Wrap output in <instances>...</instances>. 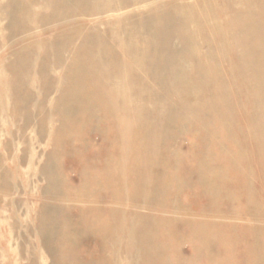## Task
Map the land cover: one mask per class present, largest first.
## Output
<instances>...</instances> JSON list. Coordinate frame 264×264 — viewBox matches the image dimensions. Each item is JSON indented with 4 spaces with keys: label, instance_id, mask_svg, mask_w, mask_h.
Returning a JSON list of instances; mask_svg holds the SVG:
<instances>
[{
    "label": "rangeland",
    "instance_id": "rangeland-1",
    "mask_svg": "<svg viewBox=\"0 0 264 264\" xmlns=\"http://www.w3.org/2000/svg\"><path fill=\"white\" fill-rule=\"evenodd\" d=\"M8 1L9 0H0V12H1L0 18L2 17L0 19V62H1L0 63V163L2 159V166L0 164L1 166L0 167V171H1L0 172V264H54V263L70 264V262L71 264H74L75 262L76 263L79 262L80 264H94V263L98 264L100 263V261H102L101 264H105V263L109 264L110 262H111L110 264H126V263L127 264H172V261L174 262L173 264H175V262L176 264H227V262L230 261L229 258L234 259L236 261V264H247L248 262H251L252 264H264V258L259 256V255H264V233L256 234L254 237L255 246L251 247L250 245L249 247L248 257L252 258V255L257 256V258H254L253 261L248 257L241 256V253L243 252L242 245L244 246L245 243L250 242L248 236L243 235V238L236 239V241L230 240L234 237L235 233H238V231L235 228H240V226H248L250 228L256 227V229L264 230V218H263L264 212L260 214L261 216L260 215L259 217L257 216L258 218L254 217L255 215H252L253 210L255 209L259 210L262 204H264V197L262 196L263 195L262 188L264 186V170L261 167L263 161L261 160V157H259L258 153H256L255 151L252 152L250 158H248L249 159L248 162L251 164L243 169L238 166L226 165L227 162H222L225 160H220V159L216 160V158H214L215 153L220 152L222 153L221 155H223L225 154V151H227L229 148L242 147V149L244 148L248 151V148L253 146V141L251 140L247 141L244 138L245 137L244 134H246V129L244 127L245 124L248 125L249 127L248 132H250L253 137L255 135H258L259 141L264 140V135H263L264 112L262 113L260 111L261 104L264 103V31L262 30V27L259 23L260 20L264 22V0H161V1L159 0L160 2L158 0H113V2L112 0H78L79 4L77 3V0H67V1L49 0L50 2L48 0H43V1L36 0V2L35 0H30L32 4L31 2H29V0H27L28 1L27 3L26 0H10L9 2ZM69 3L70 4L73 3L71 4L72 6ZM32 5H34L35 7ZM96 7L97 9L99 8L100 10L99 9L97 10ZM55 9L58 10L57 11L58 13L55 12L56 11ZM3 10H5V12ZM18 10L20 12H18ZM16 17H18V19ZM35 19H37L38 21H36ZM15 21L17 22V24L15 23ZM29 23L31 26L29 25ZM47 23L50 24L47 25ZM13 24L18 25V27L14 26ZM143 25H145L144 26L145 29L143 28ZM136 27L139 29H137ZM19 29H21L22 31ZM138 31L141 33H139ZM106 36L109 39H107ZM234 39L236 41H233ZM68 40H70L72 46L70 45ZM85 42L87 43L86 45L84 44ZM99 42L101 43L99 44ZM115 44L118 46H116ZM85 46L87 48H85ZM141 46L142 47L144 46V49ZM55 47H58L59 50L55 51L57 49V48L55 49ZM84 48L86 49V51H84L85 50ZM74 49L75 51L77 50V52L73 51ZM30 50L34 54H32ZM82 50L85 53H83ZM43 51L47 53V55L43 54ZM58 51H60L59 53L61 54H59V57H56L57 56L56 53L58 54ZM81 52L84 54V56L83 54H81ZM7 53L11 55L9 56ZM93 53H95V55ZM153 53L156 54L153 55ZM91 54H93L95 58ZM79 55H81L83 59ZM87 55L89 57H87ZM84 57L86 58V60ZM56 59L59 60L58 61L59 63L56 61ZM100 59L104 61L102 62ZM83 60L84 62H82ZM62 61L64 63H62ZM73 61H74V65H73ZM48 63H51L49 64L50 66L48 65ZM69 63L72 65H70ZM81 64L82 65L85 64L86 66H88L89 69L86 68L85 65H84L85 67L81 66ZM91 65H93V67ZM72 66L74 67L72 68ZM103 66L104 68H102ZM96 68H97L96 70L97 72H95ZM67 70L68 71L71 70L72 72L71 71L68 72ZM73 70L74 72L77 71L78 73L77 72L73 73ZM89 70L91 73L89 72ZM109 70L110 72L107 73L106 71ZM169 71L172 73H170ZM70 72L73 74H70ZM46 73H48V76ZM93 73L96 76V78L95 76H93ZM63 74L64 75L68 74V75L64 76ZM74 74L76 75L79 74L78 76L80 78V82L78 81L79 78H74V77H78ZM80 74L81 75L86 74L83 75L84 79L81 76L83 80L81 79ZM32 75L33 77H31ZM106 75L107 76L110 75V77L108 76L109 80ZM101 76H103V78ZM29 77L31 78V80ZM66 77L68 78L69 81L67 80ZM111 77L112 79H110ZM62 78L64 79V81ZM51 79L52 82L50 81ZM103 79H105V81ZM77 81L78 83H75ZM54 82H56L57 84ZM44 83L46 84L43 85ZM51 83H53L52 84L53 86L51 85ZM94 83L95 86L99 85L97 87L98 90L96 87H94L93 85ZM47 84L49 85L47 86ZM63 84L66 87H64ZM86 85L88 88L86 87ZM71 86L74 89H72ZM104 86H106V88ZM99 87L101 88V90ZM41 88H44L42 89L43 91H41ZM86 88L88 90H86ZM196 89H198L199 91H197ZM46 90H48L47 92L51 94L53 91L54 94L52 95L48 94ZM61 90L63 91L61 92ZM67 90L69 91L71 90L73 93ZM104 90L107 91L108 94H106ZM78 91H80V93ZM64 92L66 93V96H64L65 95ZM167 92H169V95ZM10 94L12 97L10 96ZM92 94L96 96L95 98V102L97 101L96 103L94 102V100L93 101L90 100L93 97ZM21 95L24 98H22ZM68 95L69 96L71 95L74 98L76 97L74 100L77 101L72 102L74 100L71 98V96L69 98ZM58 96L60 97L61 100L59 99V101H56L58 99L57 98ZM64 97H66L67 99ZM81 99L84 105L81 103ZM161 99L164 101H162ZM62 100L64 103L62 102ZM88 100L89 103L91 101H92L91 103L94 102L93 106H95L94 108L98 110L90 109V104L89 105L86 104L88 103ZM99 100L101 102L100 104H103V106L99 104ZM111 100H113V103L110 105ZM67 102L68 104H66V106L63 105ZM70 102H72L73 105H71L72 103ZM115 102L116 103L118 102L117 105L115 104ZM56 104L59 107L55 106ZM39 105L41 108L39 107ZM81 105L85 107H81ZM72 106L73 108L75 107L73 110L71 109ZM93 106L91 108H93ZM104 106H106L107 109L104 108ZM34 107L37 108L34 109ZM64 107L66 108L68 107L67 109L65 108V110H63L66 112V114H64V112L62 111V108ZM78 107L79 108L81 107L82 109L81 108L79 109ZM40 109H42V111ZM54 109H56L57 111H55ZM88 109L91 110L90 113H88L89 111ZM96 111L100 113H97L96 115ZM61 112H63L64 115L63 114L61 115ZM74 112L77 115H74L75 114ZM58 113L60 114V116ZM116 113H117L116 116L113 115ZM125 113L126 114L129 113V115L127 116ZM53 114L56 116L58 115L59 117L58 116L56 117ZM69 114H71L72 117ZM66 115L67 118L65 119L64 116ZM105 115L106 116L108 115L107 116L108 118H106ZM118 115L120 116V118L117 117ZM34 116L36 118L37 117L39 118L36 119ZM92 116L94 117V119H92L93 118ZM112 116H114L115 118ZM70 117L71 120L69 121ZM73 117H75L76 119L74 118L75 119L74 120ZM87 117H89L88 119L89 120L91 119V121L87 120ZM95 117L97 118L95 119ZM62 119H64V122H62ZM126 119L127 121H125ZM73 120L76 123H74ZM118 120L120 121L122 120V121L119 123ZM108 121L109 122L112 121L113 124L108 123ZM78 122L79 124L82 123V125H79ZM90 122L92 123L90 124ZM122 123L125 124V127L124 124ZM68 124H70V126ZM119 124L121 127L117 126ZM136 124H138V126ZM127 126L132 128H129ZM68 127L71 128L69 129ZM115 127L117 128L119 127L122 129L119 128L117 129ZM65 130L66 133H63L65 132ZM104 130L105 132L107 130V133H105ZM121 130L127 132L123 133V131ZM176 130L177 132H174ZM114 132L115 134H113ZM117 135L118 137H115ZM57 136H59L60 138H58ZM129 136L130 139L128 138ZM262 136L263 138H261ZM75 137L77 138L75 139ZM54 139L57 142L53 143L52 141ZM156 139L158 141H156ZM60 140H62V142ZM81 140L84 141V143ZM112 140L114 143L111 142ZM118 140L121 141L119 142ZM78 142L81 144H79ZM124 143H126L125 146L127 147L128 150L124 148ZM121 144L123 147L121 146ZM56 145H58V147ZM62 145H65V147H63ZM87 145H89V147ZM151 145L154 147L152 148ZM119 146L121 153L119 151ZM137 146H139L140 149ZM135 148L138 149H136L135 151ZM174 148H176V151ZM181 148L184 150H182ZM75 149L78 151H76ZM122 149L124 150V152H122L123 151ZM141 149H143V152L141 151ZM157 150L159 151L160 154L158 153ZM153 151H154V156L152 155ZM72 152H74V154ZM79 153L81 154L80 156ZM162 153H163V157H162ZM202 154L203 156L204 154L206 156L203 157ZM120 155H122L123 157H121ZM57 156L59 158H57ZM139 156L143 158L145 157L148 160H146L145 158L144 160L143 158L141 160ZM115 157L117 159H115ZM169 158L171 161L169 160ZM172 158L176 160L174 161L172 160ZM57 159L58 160L61 159V160L57 163ZM149 159L151 160L150 162ZM51 160L53 161V163L51 162ZM143 161L145 162L147 161V162L142 163ZM198 161H200L199 162L200 164L198 163ZM140 162L142 164V169H141V164H139ZM165 162L169 164L167 165ZM179 162L181 163L180 165ZM48 163L54 165L53 167L55 168H53L52 166L51 167L48 166L47 165ZM147 163L149 166L148 165L146 166ZM129 164L131 165V167ZM132 165L134 168L132 167ZM135 166L138 168L135 169ZM2 167L3 168L6 167V171ZM47 167L49 168V170ZM174 167L176 168V170L174 169ZM201 168H203L204 170L202 169L203 170L202 171ZM101 169L103 170L105 169L104 172ZM134 169L136 171H132ZM140 170L141 171L145 170V171L141 173ZM112 171L115 172L117 177L116 175L114 176ZM154 171L157 172V174ZM7 172L9 174H7ZM144 172L147 173L148 176L151 175L149 176L150 179L147 178L148 176ZM231 172L234 173L241 172L243 175H245L244 180L241 182L242 192L240 194L234 188L235 184L232 181H230ZM53 173L57 175L55 174L52 175ZM85 173H87L86 175L88 176H86ZM120 173H124V174L121 175ZM130 173L131 175H129ZM151 173L152 174L155 173V174L152 175ZM50 174L51 176H49ZM93 174L95 175L96 180L94 179ZM200 174H202V176ZM96 175L98 176L96 177ZM103 175H105V178ZM127 175H129L130 177ZM162 175L165 179L162 177ZM198 175L200 176L198 177ZM106 176L107 177L110 176L109 179L108 178L106 179ZM139 177L142 180L138 179ZM168 177L170 179H168ZM206 177H208V179ZM47 178L51 180L54 179V181L52 180L53 182H51L50 180L51 185L48 184L49 179ZM127 178L129 181L127 180ZM133 178L135 180H133ZM136 179L138 180L139 186L137 183H135L137 182ZM4 180L6 181V184ZM97 180L100 181L99 183L101 185L97 183L98 182ZM107 180H110L109 183L107 182ZM116 180L119 181L118 184L116 183L117 182ZM179 180L181 181V183L179 182ZM120 181L122 182L125 181V183H122ZM174 181L176 182L178 181V182L172 184ZM1 182H3L2 183L3 185H1ZM105 182L106 184L107 183L108 184L106 185ZM199 182H202L204 184L203 185L202 183L199 184ZM121 183L122 185H120ZM59 184L61 185V187H59L60 186ZM83 184L87 187H85ZM123 184H125V187ZM132 184L134 186L136 185L137 188L141 187V189H134ZM229 184L231 186H229ZM103 185L106 187H104ZM149 185L150 187H148ZM65 186H66V190H65L66 192L65 191L63 192ZM171 186L173 187V189ZM3 187L6 188L7 190L4 189ZM181 187H183V191ZM189 188L192 189L190 190ZM94 189L96 193H98V196L95 193ZM120 189L123 191V193L122 191H120ZM54 190H56V192ZM52 191L55 192V195L54 194L51 195ZM114 191L115 193H113ZM132 191L135 194L132 193ZM180 191H182V193H180ZM90 192L91 193L93 192L94 194L92 193L93 194L92 195ZM119 192H121L122 195H124L125 197H123L122 199H118L122 197V195L120 197ZM139 193H144V194H139ZM169 193H171L170 196ZM219 193H220V197H219ZM90 194L91 196H89ZM148 194H149V198H147ZM192 194L195 197L192 196ZM113 196L114 197L118 196V197L115 199L113 198ZM137 196L139 197L141 196V197L139 198ZM53 198L54 199L56 198V201H53L54 200ZM88 202H90V204ZM119 202L122 205L119 204ZM194 202L196 203L194 204ZM147 203H149L150 205ZM184 204L186 205L184 206ZM147 205L150 207H148ZM157 205L158 207L156 208ZM56 206L57 208L59 207V210L58 209L51 210L52 208H56ZM73 206L74 207L78 206L79 208L75 207L77 209L75 208L73 209ZM106 206L109 208H107ZM93 207L95 209H93ZM39 208H41V210ZM89 208H91L92 211ZM111 208L114 210V211L112 210L113 214L116 213L114 214L115 216L112 214ZM224 208H226L227 210ZM63 209L65 211H63ZM155 210H157L158 212ZM41 211L43 212L44 215L46 213L51 214L50 216L47 215L48 220L46 219V215L44 216L41 213ZM57 211L59 212L55 213ZM67 211H69L68 215L66 213ZM63 213L66 215L63 216ZM88 213H90L91 215H89ZM134 213H136V215ZM130 214L132 216H129ZM70 215L71 217H69ZM102 215L103 216L105 215L106 217L105 216L103 217ZM151 215L154 217H152ZM156 215L160 216L159 218L160 220H157L158 218L156 217ZM57 216L59 217L57 218ZM61 216L65 219H62ZM81 216L84 218V220ZM89 216L92 217L90 218ZM110 216H113L114 218ZM122 216L124 217L125 220L123 219ZM55 217L57 220L55 219ZM101 217L104 218V220ZM117 217L123 219V222L122 220L117 221L119 219ZM148 217L152 225L149 223ZM42 218H45V221ZM75 218H78V220ZM85 218H89V220L87 219L89 222ZM111 218L113 219V221H111L112 220ZM152 218L155 219L152 220ZM161 218L163 221L161 220ZM239 218L243 219V221H239ZM106 219L107 222L105 221ZM42 220L43 222H41ZM54 220L57 222H55ZM128 220H130L131 222ZM132 220H134V222ZM103 221L105 222L104 227L101 226V224L104 225ZM66 222L68 225L66 224ZM94 222L95 224H93ZM70 223L74 224V227L75 225H77V223L79 225H77L75 229L72 228L73 225H71ZM108 223H110L111 225L113 224V226L115 227L112 226L111 229H109L111 225L110 224L108 225ZM38 224L40 227L42 225L43 231H42V227L40 228ZM131 224L133 225L130 226ZM91 225H93L94 227H92ZM119 225L122 226L120 227ZM159 225H161V227ZM150 226H152V228H150ZM48 227L52 228V230L48 229ZM70 227L72 230L70 229ZM90 227L92 229H89ZM106 227L108 230V231L106 230L107 232L105 231ZM137 227L139 230L137 229L136 231ZM67 228L70 230H68ZM79 228L81 229V231H83V233L79 232L80 230ZM83 228H85V231ZM96 228L98 229V231ZM60 229H62V231H60ZM88 229L90 231H88ZM151 229H152V233L151 231H149ZM66 230H68L70 233H72V231L74 230L76 231V233L73 232L72 234H68L67 236L66 233H68V231ZM145 230H147V232ZM40 231L42 232V235ZM56 231L58 232L60 231L59 235L61 234L63 240L64 237L66 236L67 241L66 240L62 241V238L58 235V232ZM116 231H118V233ZM38 232H40V234ZM47 232L49 235L46 234ZM61 232L62 233L64 232V234H62ZM108 232L111 234L108 235ZM135 232H137V234ZM53 233L55 234L53 235ZM78 233L79 234L81 233L79 235L81 238L80 237L78 238ZM86 233L88 236H86ZM110 235L114 238L112 237L110 238ZM102 236L104 239L102 238ZM105 236L107 237L105 238ZM154 237L155 238L157 237V239L155 240ZM50 238L52 239L53 243L50 242L51 241ZM68 238L71 240V242L74 241L73 244L69 241ZM128 238H130L133 241H131ZM55 239L56 241L59 240L62 241L63 243L61 242L60 244L59 241L56 243ZM240 239L242 240L240 241ZM118 240L121 243L118 242ZM101 243H104L105 245H107V247ZM56 244L57 246H55ZM62 244L64 245V247ZM77 244L78 246H76ZM108 244H110L109 249H108ZM176 244L178 245L176 246ZM67 246L69 247V249L71 248L70 253L67 252L69 250ZM51 247H53V249ZM55 247L58 248L57 249L58 251L54 250ZM130 247L132 250L130 249ZM172 247L173 249H171ZM224 247L226 248L224 249ZM59 248L61 249L59 250ZM138 248L139 250L142 248L143 251L142 249L139 251ZM103 251H106V253L107 252L108 253L106 254ZM56 252L57 254H55ZM61 252L65 255L63 256ZM131 252H133L134 254ZM75 253L77 255H75ZM139 253L141 256L139 255ZM174 253H176L177 255ZM52 254H55L56 256ZM72 254L74 255L72 256ZM120 254L122 255V257ZM2 255H4L5 257ZM124 255H127V257ZM147 256H149L150 258H148ZM72 257L76 261H74ZM100 257L103 258L104 262L103 260H101L102 258ZM70 258L72 261H70ZM105 259H107V262ZM177 260H179V262ZM187 260L189 261L187 262Z\"/></svg>",
    "mask_w": 264,
    "mask_h": 264
},
{
    "label": "bare ground",
    "instance_id": "bare-ground-1",
    "mask_svg": "<svg viewBox=\"0 0 264 264\" xmlns=\"http://www.w3.org/2000/svg\"><path fill=\"white\" fill-rule=\"evenodd\" d=\"M9 1H10V0H9ZM9 1H8V2H9ZM41 1H43V0H41ZM48 1H49V0H48ZM52 1H53V0H52ZM52 1H51V2H52ZM54 1H56V0H54ZM66 1H67V0H66ZM158 1H159V0H158ZM160 1H161V0H160ZM160 1H159V2H160ZM27 2H28V1L26 0V3H27ZM29 2H31V1L29 0ZM35 2H36V0H35ZM44 2H45V1H44ZM49 2H50V1H49ZM92 2H93V1H92ZM95 2H96V1H95ZM112 2H113V0H112ZM21 3H22V2H21ZM41 3H42V2H41ZM45 3H46V2H45ZM52 3H53V2H52ZM52 3H51V4H52ZM54 3H55V2H54ZM77 3H78V0H77ZM8 4H9V3H8ZM28 4H29V3H28ZM31 4H32V2H31ZM33 4H34V3H33ZM59 4H61V3H59ZM69 4H70V3H69ZM71 4H73V3H71ZM71 4H70V5H71ZM78 4H79V3H78ZM78 4H77V5H78ZM195 4H196V3H195ZM10 5H11V4H10ZM22 5H23V4H22ZM52 5H53V4H52ZM52 5H51V6H52ZM18 6H19V5H18ZM32 6H34V5H32ZM41 6H42V5H41ZM45 6H46V5H45ZM48 6H49V5H48ZM59 6H62V5H59ZM71 6H72V5H71ZM73 6H74V5H73ZM80 6H81V5H80ZM87 6H89V5H87ZM97 6H98V5H97ZM143 6H145V5H143ZM197 6H198V5H197ZM2 7H3V6H2ZM12 7H13V5H12ZM34 7H35V6H34ZM49 7H50V6H49ZM74 7H75V6H74ZM77 7H78V6H77ZM121 7H122V5H121ZM6 8H7V7H6ZM21 8H22V7H21ZM31 8H32V7H31ZM72 8H73V7H72ZM81 8H82V7H81ZM81 8H80V9H81ZM84 8H85V7H84ZM3 9H4V8H3ZM27 9H28V8H27ZM56 9H57V8H56ZM56 9H55V10H56ZM58 9H59V8H58ZM96 9H97V7H96ZM98 9H99V8H98ZM98 9H97V10H98ZM13 10H14V9H13ZM15 10H16V9H15ZM19 10H20V7H19ZM19 10H18V12H20ZM53 10H54V9H53ZM61 10H62V9H61ZM66 10H67V8H66ZM99 10H100V9H99ZM3 11L5 12V10H3ZM3 11H2V12H3ZM21 11H22V10H21ZM29 11H30V10H29ZM57 11H58V10H56L55 12L58 13ZM78 11H79V10H78ZM175 11H176V10H175ZM4 12H3V13H4ZM22 12H23V11H22ZM32 12H33V11H32ZM87 12H88V11H87ZM0 13H1V12H0ZM80 13H81V12H80ZM18 14H20V13H18ZM23 14H24V13H23ZM33 14H34V13H33ZM53 14H54V13H53ZM75 14H76V13H75ZM208 14H209V13H208ZM14 15H15V13H14ZM34 15H35V14H34ZM36 15H38V14H36ZM66 15H67V13H66ZM200 15H201V14H200ZM1 16H2V15H1ZM41 16H42V15H41ZM91 16H92V14H91ZM135 16H136V15H135ZM8 17H9V16H8ZM38 17H39V16H38ZM58 17H59V16H58ZM67 17H68V16H67ZM77 17H78V15H77ZM80 17H81V16H80ZM99 17H100V16H99ZM1 18H2V17H1ZM1 18H0V19H1ZM16 18L18 19V17H16ZM55 18H56V16H55ZM62 18H63V17H62ZM71 18H72V17H71ZM135 18H136V17H135ZM29 19H30V17H29ZM131 19H132V18H131ZM137 19H138V18H137ZM5 20H6V19H5ZM35 20L38 21L37 19H35ZM41 20H42V19H41ZM47 20H48V19H47ZM47 20H46V21H47ZM53 20H54V19H53ZM104 20H105V18H104ZM135 20H136V19H135ZM31 21H32V19H31ZM33 21H34V19H33ZM64 21H65V20H64ZM64 21H63V22H64ZM86 21H87V20H86ZM136 21H137V20H136ZM23 22H24V21H23ZM61 22H62V21H61ZM84 22H85V21H84ZM106 22H107V21H106ZM114 22H115V21H114ZM124 22H125V21H124ZM11 23H12V22H11ZM15 23L17 24L16 21H15ZM36 23H37V22H36ZM43 23H44V22H43ZM54 23H55V22H54ZM54 23H53V24H54ZM79 23H80V22H79ZM102 23H103V22H102ZM102 23H101V24H102ZM131 23H132V22H131ZM139 23H140V22H139ZM259 23H260V25H261V27H262V30L264 31V22L260 20ZM18 24H20V23H18ZM44 24H45V23H44ZM48 24H50V23H47V25H48ZM73 24H74V23H73ZM73 24H71V25H73ZM143 24H144V23H143ZM13 25H14V24H13ZM29 25H30V23H29ZM102 25H103V24H102ZM125 25H126V24H125ZM136 25H137V24H136ZM141 25H142V24H141ZM145 25H146V24H145ZM145 25H143V28H144ZM194 25H195V24H194ZM14 26H17V27H18V25H14ZM30 26H31V25H30ZM37 26H38V25H37ZM113 26H114V25H113ZM146 26H147V25H146ZM171 26H172V25H171ZM39 27H40V26H39ZM65 27H67V26H65ZM73 27H74V26H73ZM108 27H109V26H108ZM116 27H117V26H116ZM195 27H196V26H195ZM36 28H37V27H36ZM44 28H45V27H44ZM63 28H64V27H63ZM70 28H72V27H70ZM100 28H101V26H100ZM102 28H103V27H102ZM113 28H114V27H113ZM122 28H123V27H122ZM136 28H137V27H136ZM141 28H142V27H141ZM147 28H148V27H147ZM21 29H24V28H21ZM21 29H19V30H21ZM34 29H35V28H34ZM137 29H139V28H137ZM144 29H145V28H144ZM192 29H193V28H192ZM12 30H13V29H12ZM124 30H125V28H124ZM7 31H8V29H7ZM21 31H22V30H21ZM25 31H26V30H25ZM131 31H132V30H131ZM142 31H143V29H142ZM154 31H155V30H154ZM18 32H19V31H18ZM65 32H66V30H65ZM85 32H86V31H85ZM117 32H118V31H117ZM138 32H139V31H138ZM146 32H147V31H146ZM23 33H24V31H23ZM23 33H22V34H23ZM30 33H31V31H30ZM114 33H115V32H114ZM139 33H141V32H139ZM19 34H20V33H19ZM27 34H28V33H27ZM27 34H26V35H27ZM55 34H56V33H55ZM81 34H82V32H81ZM104 34H106V33H104ZM118 34H119V33H118ZM131 34H132V33H131ZM131 34H130V35H131ZM145 34H146V33H145ZM148 34H149V33H148ZM20 35H21V34H20ZM24 35H25V34H24ZM113 35H114V34H113ZM154 35H155V34H154ZM239 35H240V33H239ZM50 36H51V35H50ZM50 36H49V37H50ZM68 36H70V35H68ZM68 36H67V37H68ZM118 36H119V35H118ZM12 37H13V36H12ZM17 37H18V36H17ZM19 37H20V36H19ZM64 37H66V36H64ZM64 37H63V38H64ZM120 37H121V36H120ZM32 38H33V37H32ZM43 38H44V37H43ZM45 38H46V37H45ZM52 38H53V37H52ZM59 38H60V37H59ZM61 38H62V37H61ZM81 38H82V37H81ZM81 38H80V39H81ZM87 38H88V37H87ZM106 38L109 39L107 36H106ZM236 38H237V36H236ZM236 38H235V39H236ZM15 39H16V38H15ZM46 39H47V38H46ZM56 39H57V37H56ZM114 39H115V38H114ZM118 39H119V38H118ZM128 39H129V38H128ZM235 39H234L233 41H236ZM6 40H7V39H6ZM37 40H38V39H37ZM42 40H43V39H42ZM42 40H41V41H42ZM77 40H78V39H77ZM83 40H84V39H83ZM92 40H93V39H92ZM99 40H100V39H99ZM111 40H112V39H111ZM143 40H145V39H143ZM28 41H29V40H28ZM32 41H33V39H32ZM60 41H61V40H60ZM68 41H69V43H70V40H68ZM84 41H85V40H84ZM26 42H27V41H26ZM52 42H53V41H52ZM57 42H58V40H57ZM64 42H65V41H64ZM117 42H118V41H117ZM124 42H125V41H124ZM130 42H131V41H130ZM241 42H242V41H241ZM45 43H46V40H45ZM53 43H54V42H53ZM66 43H67V42H66ZM69 43H68V44H69ZM74 43H75V42H74ZM100 43H101V42H99V44H100ZM114 43H115V42H114ZM27 44H28V43H27ZM37 44H38V43H37ZM43 44H44V43H43ZM54 44H55V43H54ZM56 44H57V43H56ZM61 44H62V43H61ZM84 44L86 45L87 43L85 42ZM84 44H83V46H84ZM97 44H98V43H97ZM125 44H126V43H125ZM237 44H238V43H237ZM19 45H20V44H19ZM19 45H17V46H19ZM41 45H42V44H41ZM41 45H40V46H41ZM44 45H45V44H44ZM50 45H51V44H50ZM58 45H59V44H58ZM70 45L72 46L71 43H70ZM70 45H69V46H70ZM77 45H78V44H77ZM77 45H76V46H77ZM81 45H82V43H81ZM90 45H91V44H90ZM90 45H89V46H90ZM115 45H116V44H115ZM146 45H147V44H146ZM3 46H4V45H3ZM54 46H55V45H54ZM54 46H53V47H54ZM69 46H68V47H69ZM116 46H118V45H116ZM120 46H121V45H120ZM124 46H125V45H124ZM15 47H16V46H15ZM15 47H14V48H15ZM36 47H37V45H36ZM42 47H43V46H42ZM58 47H59V46H58ZM58 47H55V49L57 48L55 51L59 50ZM141 47H142V46H141ZM141 47H140V48H141ZM242 47H243V46H242ZM11 48H12V47H11ZM78 48H79V46H78ZM85 48H87V47L85 46ZM85 48H84V49H85ZM95 48H96V47H95ZM97 48H98V47H97ZM125 48H126V47H125ZM142 48L144 49V46H143ZM145 48H146V47H145ZM37 49H38V48H37ZM68 49H69V48H68ZM82 49H83V48H82ZM89 49H90V48H89ZM93 49H94V48H93ZM14 50H15V49H14ZM26 50H27V49H26ZM33 50H34V49H33ZM43 50H44V48H43ZM49 50H50V49H49ZM62 50H63V49H62ZM65 50H66V49H65ZM80 50H81V49H80ZM97 50H98V49H97ZM110 50H111V49H110ZM119 50H120V49H119ZM141 50H142V49H141ZM8 51H9V50H8ZM30 51H31V50H30ZM50 51H51V50H50ZM55 51H54V53H55ZM71 51H72V50H71ZM73 51H75V49H74ZM82 51H83V50H82ZM84 51H86V49H85ZM84 51H83V53H85ZM98 51H99V50H98ZM123 51H124V50H123ZM136 51H137V50H136ZM150 51H151V50H150ZM31 52H32V51H31ZM31 52H30V53H31ZM34 52H35V51H34ZM47 52H48V51H47ZM59 52H60V51H58V54L56 53V55H57V56L55 55L56 57H59V54H61V53H59ZM64 52H66V51H64ZM68 52H69V51H68ZM75 52H77V50H76ZM89 52H90V50H89ZM120 52H121V51H120ZM78 53H80V52H78ZM83 53L81 52V54H83ZM98 53H100V52H98ZM147 53H148V52H147ZM7 54H8V53H7ZM26 54H28V53H26ZM32 54H34V53L32 52ZM43 54H46V55H47V53H45L44 51H43ZM93 54L95 55V53H93ZM93 54H91V55L93 56ZM121 54H122V53H121ZM154 54H156V53H153V55H154ZM8 55H9V54H8ZM8 55H7V56H8ZM10 55H11V54H10ZM10 55H9V56H10ZM18 55H19V54H18ZM75 55H76V54H75ZM77 55H78V54H77ZM96 55H97V54H96ZM100 55H101V54H100ZM100 55H99V57H100ZM111 55H112V54H111ZM122 55H123V54H122ZM197 55H198V54H197ZM199 55H200V54H199ZM212 55H213V54H212ZM26 56H27V55H26ZM31 56H32V55H31ZM33 56H34V55H33ZM36 56H37V55H36ZM50 56H51V55H50ZM50 56H49V57H50ZM62 56H63V55H62ZM72 56H73V55H72ZM79 56H81V55H79ZM83 56H84V54H83ZM141 56H142V55H141ZM172 56H173V55H172ZM11 57H12V56H11ZM23 57H24V55H23ZM60 57H61V56H60ZM76 57H77V56H76ZM81 57H82V56H81ZM87 57H89V56L87 55ZM93 57H94V56H93ZM203 57H204V56H203ZM32 58H34V57H32ZM84 58H85V57H84ZM94 58H95V57H94ZM102 58H103V57H102ZM124 58H125V56H124ZM133 58H134V56H133ZM141 58H142V57H141ZM174 58H175V57H174ZM201 58H202V57H201ZM201 58H200V59H201ZM204 58H205V57H204ZM5 59H6V57H5ZM20 59H21V58H20ZM48 59H49V58H48ZM51 59H53V58H51ZM68 59H69V58H68ZM72 59H73V58H72ZM72 59H71V60H72ZM80 59H81V58H80ZM82 59H83V57H82ZM87 59H89V58H87ZM96 59H97V58H96ZM138 59H139V58H138ZM25 60H27V59H25ZM54 60H55V59H54ZM54 60H52V61H54ZM60 60H62V59H60ZM85 60H86V58H85ZM100 60H101V59H100ZM127 60H128V59H127ZM20 61H21V60H20ZM31 61H32V60H31ZM39 61H40V60H39ZM56 61L58 62L59 60L56 59ZM56 61H55V62H56ZM63 61H64V60H63ZM63 61H62V63H64ZM75 61H76V60H75ZM78 61H79V60H78ZM91 61H92V60H91ZM101 61L103 62L104 60H101ZM4 62H5V61H4ZM34 62H35V61H34ZM34 62H33V63H34ZM70 62H71V61H70ZM82 62H84V60H83ZM87 62H88V61H87ZM102 62H101V65H102ZM156 62H157V61H156ZM0 63H1V62H0ZM5 63H6V62H5ZM25 63H26V62H25ZM33 63H32V64H33ZM44 63H45V61H44ZM52 63H53V62H52ZM58 63H59V62H58ZM62 63H61V64H62ZM71 63H72V62H71ZM79 63H81V62H79ZM91 63H92V62H91ZM91 63H90V64H91ZM128 63H129V62H128ZM132 63H133V62H132ZM136 63H137V62H136ZM27 64H28V63H27ZM34 64H35V63H34ZM38 64H39V62H38ZM46 64H47V63H46ZM49 64H51V63H48V65H49ZM69 64H70V63H69ZM69 64H68V65H69ZM76 64H77V63H76ZM76 64H75V65H76ZM86 64H88V63H86ZM90 64H89V65H90ZM104 64H105V63H104ZM107 64H108V63H107ZM115 64H116V63H115ZM208 64H209V63H208ZM52 65H53V64H52ZM64 65H65V64H64ZM70 65H72V64H70ZM73 65H74V61H73ZM77 65H78V64H77ZM84 65H85V64H83V65L81 64V66H84ZM94 65H95V63H94ZM125 65H126V64H125ZM134 65H136V64H134ZM192 65H193V64H192ZM49 66H50V65H49ZM56 66H57V65H56ZM56 66H55V67H56ZM62 66H63V65H62ZM85 66H86V65H85ZM85 66H84V67H85ZM91 66L93 67V65H91ZM96 66H97V65H96ZM104 66H105V65H104ZM104 66H103L102 68H104ZM155 66H156V65H155ZM178 66H179V65H178ZM210 66H211V65H210ZM210 66H209V67H210ZM55 67H54V68H55ZM66 67H67V66H66ZM73 67H74V66H72V68H73ZM92 67H90V68H92ZM142 67H143V65H142ZM176 67H177V66H176ZM35 68H36V67H35ZM70 68H71V67H70ZM86 68H88V66H86ZM106 68H107V67H106ZM116 68H118V67H116ZM120 68H121V67H120ZM134 68H135V67H134ZM3 69H4V68H3ZM5 69H6V68H5ZM50 69H51V68H50ZM62 69H63V68H62ZM64 69H66V68H64ZM76 69H77V68H76ZM80 69H81V67H80ZM82 69H83V68H82ZM88 69H89V68H88ZM107 69H108V68H107ZM172 69H173V68H172ZM178 69H179V67H178ZM23 70H24V69H23ZM34 70H35V69H34ZM36 70H37V69H36ZM44 70H45V69H44ZM55 70H56V69H55ZM77 70H78V69H77ZM96 70H97V68L95 69V72H97ZM99 70H100V69H99ZM99 70H98V71H99ZM170 70H171V69H170ZM41 71H42V70H41ZM64 71H66V70H64ZM67 71H68V70H67ZM69 71H71V70H69ZM69 71H68V72H69ZM82 71H84V70H82ZM113 71H115V70H113ZM153 71H154V70H153ZM35 72H36V71H35ZM48 72H49V71H48ZM71 72H72V71H71ZM71 72H70V74H73V73H75V72H77V71L74 72V70H73V73H71ZM79 72H80V71H79ZM85 72H86V70H85ZM85 72H84V73H85ZM89 72H90V70H89ZM99 72H100V71H99ZM102 72H103V71H102ZM102 72H101V73H102ZM106 72L108 73V72H110V70H109V71H106ZM127 72H128V71H127ZM160 72H161V71H160ZM169 72H170V71H169ZM62 73H63V72H62ZM77 73H78V72H77ZM90 73H91V72H90ZM90 73H88V74H90ZM101 73H100V74H101ZM125 73H126V71H125ZM135 73H136V72H135ZM170 73H172V72H170ZM178 73H179V72H178ZM178 73H177V74H178ZM214 73H215V72H214ZM221 73H222V72H221ZM3 74H4V72H3ZM29 74H30V73H29ZM34 74H35V73H34ZM37 74H38V73H37ZM42 74H43V73H42ZM46 74H47V76H48V73H46ZM100 74H99V75H100ZM115 74H116V73H115ZM129 74H130V73H129ZM131 74H132V73H131ZM183 74H184V73H183ZM186 74H187V73H186ZM210 74H211V73H210ZM235 74H236V73H235ZM63 75H64V74H63ZM67 75H68V74H67ZM67 75H64V76H67ZM74 75H76V74H74ZM78 75H79V74H78ZM78 75H76V76H78ZM83 75H86V74H82V75L80 74V77H81V76L83 77ZM96 75H97V74H96ZM110 75H111V74H110ZM110 75H108V76L110 77ZM138 75H139V74H138ZM166 75H167V74H166ZM221 75H222V74H221ZM64 76H63V77H64ZM93 76H95L94 73H93ZM97 76H98V75H97ZM106 76H107V75H106ZM108 76H107V77H108ZM116 76H119V75H116ZM10 77H11V75H10ZM20 77H21V76H20ZM31 77H33V75H32ZM40 77H41V76H40ZM53 77H54V76H53ZM73 77H74V76H73ZM82 77H81V79H82ZM89 77H90V76H89ZM91 77H92V76H91ZM101 77L103 78V76H101ZM109 77H108V80H109ZM155 77H156V76H155ZM233 77H234V76H233ZM26 78H28V77H26ZM26 78H25V79H26ZM29 78H30V77H29ZM38 78H39V77H38ZM46 78H47V77H46ZM56 78H57V77H56ZM66 78H67V77H66ZM70 78H72V77H70ZM74 78H79V76H78V77H74ZM95 78H96V76H95ZM158 78H159V77H158ZM185 78H186V77H185ZM49 79H50V78H49ZM62 79H63V78H62ZM83 79H84V77H83ZM83 79H82V80H83ZM97 79H98V78H97ZM110 79H112V77H111ZM114 79H115V78H114ZM168 79H169V78H168ZM27 80H28V79H27ZM30 80H31V78H30ZM54 80H55V78H54ZM54 80H53V81H54ZM59 80H60V78H59ZM65 80H66V79H65ZM67 80H68V78H67ZM70 80H71V79H70ZM103 80L105 81V79H103ZM119 80H120V79H119ZM170 80H171V79H170ZM182 80H183V79H182ZM45 81H46V80H45ZM47 81H48V79H47ZM47 81H46V82H47ZM50 81L52 82V79H51ZM50 81H49V82H50ZM63 81H64V79H63ZM68 81H69V80H68ZM68 81H67V82H68ZM75 81H76V80H75ZM78 81L80 82V78H79ZM78 81L75 82V83H78ZM86 81H88V80H86ZM117 81H118V80H117ZM121 81H122V80H121ZM176 81H177V79H176ZM5 82H6V81H5ZM57 82H58V80H57ZM61 82H62V81H61ZM70 82H72V81H70ZM84 82H85V81H84ZM91 82H92V81H91ZM91 82H90V83H91ZM96 82H97V81H96ZM118 82H119V81H118ZM228 82H229V81H228ZM2 83H3V82H2ZM22 83H23V82H22ZM54 83H56V82H54ZM59 83H60V82H59ZM121 83H122V82H121ZM147 83H148V82H147ZM153 83H154V82H153ZM153 83H152V84H153ZM172 83H173V82H172ZM45 84H46V83H44L43 85H45ZM52 84H53V83H51V85H52ZM56 84H57V83H56ZM73 84H74V82H73ZM73 84H72V86H73ZM80 84H81V83H80ZM83 84H84V83H83ZM106 84H107V82H106ZM111 84H112V82H111ZM145 84H146V83H145ZM152 84H151V85H152ZM154 84H155V83H154ZM178 84H179V83H178ZM29 85H30V84H29ZM48 85H49V84H47V86H48ZM67 85H68V84H67ZM70 85H71V84H70ZM81 85H82V84H81ZM90 85H91V84H90ZM93 85H94V87H96V88L99 86V85H98V86H95V83H94ZM120 85H121V84H120ZM168 85H169V84H168ZM187 85H189V84H187ZM52 86H53V85H52ZM54 86H55V85H54ZM63 86H64V84H63ZM72 86H71V87H72ZM132 86H133V85H132ZM230 86H231V85H230ZM2 87H3V86H2ZM8 87H10V86H8ZM22 87H23V86H22ZM40 87H41V86H40ZM49 87H50V86H49ZM61 87H62V85H61ZM64 87H66V86H64ZM67 87H69V86H67ZM74 87H75V86H74ZM77 87H78V85H77ZM81 87H82V86H81ZM83 87H85V86H83ZM86 87H87V85H86ZM100 87H101V84H100ZM100 87H99V88H100ZM102 87H103V86H102ZM104 87L106 88V86H104ZM123 87H124V86H123ZM123 87H122V88H123ZM127 87H128V86H127ZM130 87H131V86H130ZM163 87H164V86H163ZM170 87H171V86H170ZM179 87H180V86H179ZM17 88H18V87H17ZM31 88H32V87H31ZM52 88H53V87H52ZM87 88H88V87H87ZM87 88H86V90H88ZM96 88H95V90H96ZM108 88H109V86H108ZM158 88H159V87H158ZM165 88H166V87H165ZM185 88H186V87H185ZM188 88H189V87H188ZM188 88H187V89H188ZM42 89H44V88H41V91H43ZM50 89H51V88H50ZM57 89H58V88H57ZM62 89H63V87H62ZM64 89H65V88H64ZM72 89H74V88L72 87ZM75 89H76V88H75ZM77 89H79V88H77ZM82 89H83V88H82ZM92 89H93V88H92ZM92 89H91V90H92ZM124 89H125V88H124ZM159 89H160V88H159ZM166 89H167V88H166ZM246 89H247V88H246ZM79 90H81V89H79ZM97 90H98V88H97ZM100 90H101V88H100ZM112 90H113V88H112ZM117 90H118V89H117ZM196 90L199 91L198 89H196ZM236 90H237V89H236ZM9 91H10V90H9ZM9 91H8V93H9ZM15 91H16V90H15ZM23 91H24V90H23ZM47 91H48V90H46V92H47ZM62 91H63V90H61V92H62ZM67 91H69V90H67ZM70 91H71V90H70ZM70 91H69V92H70ZM73 91H74V90H73ZM76 91H77V90H76ZM104 91H105V90H104ZM109 91H110V90H109ZM118 91H119V90H118ZM118 91H117V92H118ZM123 91H124V90H123ZM123 91H121V92H123ZM129 91H130V90H129ZM132 91H133V90H132ZM152 91H153V90H152ZM164 91H165V90H164ZM167 91H168V90H167ZM192 91H193V90H192ZM16 92H17V91H16ZM69 92H68V94H69ZM71 92H72V91H71ZM78 92L80 93V91H78ZM78 92H76V93H78ZM105 92H106V94H108L107 91H105ZM8 93H7V94H8ZM47 93H48V92H47ZM72 93H73V92H72ZM88 93H89V92H88ZM94 93H95V92H94ZM118 93H119V92H118ZM147 93H148V92H147ZM147 93H146V94H147ZM167 93H168V95H169V92H167ZM193 93H194V92H193ZM4 94H5V93H4ZM7 94H6V95H7ZM30 94H31V93H30ZM41 94H42V93H41ZM48 94H51V93H48ZM52 94H54L53 91H52ZM52 94H51V95H52ZM64 94H65V95H64ZM64 94H63V95L66 96V93H65V92H64ZM82 94H83V93H82ZM90 94H91V93H90ZM198 94H200V93H198ZM33 95H34V94H33ZM51 95H49V96H51ZM71 95H72V94H71ZM71 95H70V96H71ZM1 96H2V95H1ZM10 96H11V94H10ZM10 96H9V97H10ZM21 96H22V95H21ZM56 96H57V95H56ZM68 96H69V95H68ZM70 96H69V98H70ZM74 96H75V95H74ZM77 96H78V94H77ZM87 96H88V94H87ZM92 96H93V97H92L90 100H92V101L94 100V102H95V98H96V96H95L94 94H92ZM99 96H100V95H99ZM102 96H103V95H102ZM110 96H111V95H110ZM118 96H119V95H118ZM121 96H122V95H121ZM152 96H153V95H152ZM200 96H201V95H200ZM229 96H230V95H229ZM11 97H12V96H11ZM60 97H61V95H60ZM60 97L58 96V97H57L58 99H57L56 101H59ZM89 97H90V96H89ZM108 97H109V96H108ZM125 97H128V96H125ZM130 97H132V96H130ZM133 97H134V96H133ZM136 97H137V96H136ZM241 97H242V96H241ZM20 98H21V97H20ZM22 98H24V97L22 96ZM33 98H34V97H33ZM36 98H37V97H36ZM64 98H66V97H64ZM71 98L74 100L76 97L74 98V97L71 96ZM78 98H79V97H78ZM81 98H82V97H81ZM98 98H99V97H98ZM109 98H110V97H109ZM113 98H114V97H113ZM177 98H178V96H177ZM194 98H195V97H194ZM242 98H243V97H242ZM4 99H5V98H4ZM8 99H9V98H8ZM41 99H42V98H41ZM41 99H40V100H41ZM66 99H67V98H66ZM66 99H65V100H66ZM82 99H83V98H82ZM82 99H81V103H82ZM100 99H101V98H100ZM156 99H157V98H156ZM1 100H2V99H1ZM33 100H35V99H33ZM46 100H47V99H46ZM60 100H61V99H60ZM65 100H64V101H65ZM70 100H71V99H70ZM107 100H108V99H107ZM130 100H131V99H130ZM134 100H135V99H134ZM161 100H162V99H161ZM171 100H172V99H171ZM200 100H201V99H200ZM21 101H22V100H21ZM31 101H32V100H31ZM66 101H67V100H66ZM71 101H72V100H71ZM76 101H77V100H74V101H72V102H76ZM79 101H80V99H79ZM92 101H91V102H92ZM125 101H126V100H125ZM128 101H129V100H128ZM159 101H160V100H159ZM162 101H164V100H162ZM162 101H161V102H162ZM177 101H178V100H177ZM177 101H176V103H177ZM197 101H198V100H197ZM4 102H5V101H4ZM8 102H9V101H8ZM19 102H20V101H19ZM23 102H24V101H23ZM36 102H37V101H36ZM62 102H63V100H62ZM72 102H70V103H72ZM91 102L89 103V100H88V103H86V101H85L86 104H88V105L90 104V109H95V108H94L95 106H93L94 102H93V103H91ZM96 102H97V101H96ZM96 102H95V103H96ZM118 102H119V101H118ZM118 102H117V103H118ZM142 102H143V101H142ZM157 102H158V101H157ZM161 102H160V103H161ZM166 102H167V101H166ZM179 102H180V101H179ZM9 103H10V102H9ZM25 103H26V102H25ZM40 103H41V101H40ZM63 103H64V102H63ZM63 103H61V104H63ZM100 103H101V102H100V100H99V104H100ZM112 103H113V100H111L110 105H111ZM117 103L115 102L116 105H117ZM138 103H139V102H138ZM152 103H154V102H152ZM171 103H172V102H171ZM174 103H175V102H174ZM176 103H175V104H176ZM2 104H3V103H2ZM33 104H34V103H33ZM38 104H39V103H38ZM38 104H37V105H38ZM44 104H45V103H44ZM66 104H68V102L65 103V104H63V105L66 106ZM74 104H75V103H74ZM82 104H83V103H82ZM86 104H85V105H86ZM91 104H92L93 108H91V107H92ZM105 104H106V103H105ZM124 104H125V103H124ZM136 104H137V103H136ZM144 104H145V103H144ZM149 104H150V103H149ZM172 104H173V103H172ZM201 104H202V103H201ZM41 105H42V104H41ZM48 105H49V104H48ZM71 105H73V103H72ZM83 105H84V104H83ZM83 105H81V107H85V106H83ZM100 105L103 106V104H100ZM108 105H109V104H108ZM108 105H107V106H108ZM113 105H114V104H113ZM116 105H115V106H116ZM120 105H121V104H120ZM120 105H119V106H120ZM138 105H139V104H138ZM160 105H161V104H160ZM176 105H177V104H176ZM179 105H180V103H179ZM202 105H203V104H202ZM202 105H201V106H202ZM5 106H6V105H5ZM53 106H54V104H53ZM55 106H57V104H56ZM74 106H75V105H74ZM77 106H78V104H77ZM96 106H98V105H96ZM122 106H123V105H122ZM126 106H127V105H126ZM134 106H135V105H134ZM2 107H3V106H2ZM13 107H14V106H13ZM39 107H40V105H39ZM57 107H59V106H57ZM57 107H56V109H57ZM75 107H76V106H75ZM75 107H74V108H75ZM81 107H80V108H81ZM99 107H100V106H99ZM113 107H114V106H113ZM136 107H137V106H136ZM161 107H162V106H161ZM173 107H176V106H173ZM173 107H172V108H173ZM177 107H178V106H177ZM4 108H5V107H4ZM29 108H30V107H29ZM36 108H37V107H36ZM36 108L34 107V109H36ZM40 108H41V107H40ZM54 108H55V107H54ZM60 108H61V107H60ZM65 108H66V107L62 108V111L65 110ZM67 108H68V107H67ZM67 108H66V109H67ZM74 108H73V106H72L71 109L73 110ZM78 108H79V107H78ZM78 108H77V109H78ZM80 108H79V109H80ZM88 108H89V107H88ZM97 108H98V107H97ZM104 108H106V106H104ZM117 108H118V107H117ZM117 108H116V109H117ZM141 108H142V107H141ZM151 108H152V107H151ZM163 108H164V106H163ZM165 108H166V107H165ZM204 108H205V106H204ZM5 109H6V108H5ZM24 109H25V108H24ZM31 109H32V107H31ZM46 109H47V108H46ZM56 109H54V110L57 111ZM79 109H78V110H79ZM81 109H82V108H81ZM83 109H85V108H83ZM106 109H107V108H106ZM113 109H114V108H113ZM137 109H138V108H137ZM161 109H162V108H161ZM174 109H175V108H174ZM29 110H30V109H29ZM38 110H39V109H38ZM40 110L42 111V109H40ZM58 110H60V109H58ZM88 110H89V109H88ZM88 110H87V111H88ZM95 110H98V109H95ZM95 110H93V111H95ZM118 110H119V109H118ZM139 110H140V109H139ZM162 110H163V109H162ZM176 110H177V109H176ZM188 110H189V109H188ZM204 110H205V109H204ZM20 111H21V109H20ZM33 111H34V110H33ZM41 111H40V112H41ZM84 111H85V110H84ZM90 111H91V110H89L88 113H90ZM100 111H101V109H100ZM102 111H103V109H102ZM114 111H115V110H114ZM154 111H155V110H154ZM159 111H160V110H159ZM260 111H261L262 113L264 112V103L261 104V109H260ZM40 112H39V113H40ZM63 112H64V114H66L65 111H63ZM63 112H61V115L63 114ZM115 112H116V111H115ZM122 112H123V110H122ZM164 112H165V109H164ZM6 113H7V112H6ZM14 113H15V111H14ZM41 113H42V112H41ZM41 113H40V114H41ZM59 113H60V111H59ZM59 113H58V114H59ZM72 113H73V112H72ZM74 113H75V112H74ZM85 113H86V112H85ZM85 113H84V114H85ZM97 113H100V112H97V111H96V115H97ZM107 113H108V112H107ZM118 113H119V112H118ZM202 113H203V112H202ZM3 114H4V113H3ZM23 114H24V113H23ZM35 114H36V113H35ZM35 114H34V115H35ZM64 114H63V115H64ZM67 114H68V112H67ZM101 114H102V113H101ZM101 114H100V115H101ZM105 114H106V112H105ZM120 114H121V112H120ZM125 114H126V113H125ZM125 114H124V115H125ZM211 114H212V113H211ZM53 115H54V114H53ZM69 115L71 116V114H69ZM69 115H68V116H69ZM74 115H77V114L75 113ZM78 115H79V114H78ZM87 115H88V114H87ZM87 115H86V116H87ZM93 115H94V114H93ZM113 115L116 116L117 113H116V114H113ZM126 115L128 116L129 113H127ZM126 115H125V116H126ZM137 115H138V114H137ZM202 115H204V114H202ZM20 116H21V115H20ZM39 116H40V115H39ZM44 116H45V115H44ZM47 116H48V115H47ZM54 116H56V115H54ZM57 116H58V115H57ZM57 116H56V117H57ZM59 116H60V114H59ZM59 116H58V117H59ZM79 116H80V115H79ZM94 116H95V115H94ZM105 116H106V115H105ZM107 116H108V115H107ZM107 116H106V118H108ZM127 116H126V117H127ZM34 117H35V116H34ZM34 117H33V118H34ZM42 117H43V114H42ZM71 117H72V116H71ZM71 117H70L69 121L71 120ZM80 117H81V116H80ZM92 117H93V116H92ZM110 117H111V116H110ZM110 117H109V118H110ZM112 117H114V116H112ZM117 117L120 118L119 115H118ZM121 117H122V116H121ZM141 117H142V116H141ZM203 117H204V116H203ZM35 118H36V117H35ZM37 118H39V117H37ZM37 118H36V119H37ZM64 118L66 119V118H67V115L64 116ZM74 118H75V117H73V119H74ZM82 118H83V116H82ZM88 118H89V117H87V120H89ZM96 118H97V117H95V119H96ZM106 118H104V119H106ZM114 118H115V117H114ZM124 118H125V117H124ZM129 118H131V117H129ZM150 118H151V117H150ZM23 119H24V117H23ZM23 119H22V121H23ZM58 119H59V118H58ZM75 119H76V118H75ZM75 119H74V120H75ZM92 119H94V117H93ZM102 119H103V118H102ZM111 119H113V118H111ZM116 119H118V118H116ZM54 120H56V119H54ZM74 120H73V121H74ZM82 120H83V119H82ZM108 120H109V119H108ZM122 120H123V119H122ZM122 120H121V121H122ZM148 120H149V119H148ZM42 121H43V120H42ZM85 121H86V120H85ZM89 121H91V119H90ZM101 121H102V120H101ZM109 121H110V120H109ZM109 121H108V123H112V124H113L112 121H111V122H109ZM118 121H119V123L121 122L120 120H118ZM118 121H117V122H118ZM123 121H124V120H123ZM125 121H127V119H126ZM35 122H36V121H35ZM54 122H55V121H54ZM57 122H58V121H57ZM59 122H60V121H59ZM62 122H64V119H62ZM62 122H61V123H62ZM66 122H67V121H66ZM79 122H81V121H79ZM79 122H78V124H79ZM97 122H98V121H97ZM133 122H134V121H133ZM135 122H136V121H135ZM138 122H139V121H138ZM138 122H137V123H138ZM163 122H164V121H163ZM50 123H51V122H50ZM74 123H76V122L74 121ZM91 123H92V122H90V124H91ZM99 123H100V122H99ZM101 123H102V122H101ZM103 123H104V122H103ZM125 123H126V122H125ZM22 124H23V122H22ZM35 124H36V123H35ZM38 124H39V123H38ZM51 124H52V123H51ZM64 124H65V123H64ZM66 124H67V123H66ZM122 124H124V123H122ZM122 124H121V125H122ZM127 124H128V123H127ZM129 124H130V123H129ZM68 125L70 126V124H68ZM71 125H73V124H71ZM76 125H77V124H76ZM79 125H82V123L79 124ZM84 125H85V123H84ZM136 125L138 126V124H136ZM107 126H108V124H107ZM115 126H116V125H115ZM117 126H120V124L117 125ZM132 126H134V125H132ZM137 126H136V127H137ZM43 127H44V126H43ZM71 127H72V126H71ZM71 127H70V128H71ZM78 127H79V126H78ZM78 127H77V128H78ZM92 127H94V126H92ZM98 127H99V126H98ZM113 127H114V126H113ZM120 127H121V126H120ZM122 127H123V126H122ZM124 127H125V124H124ZM127 127H129V126H127ZM127 127H126V128H127ZM136 127H135V128H136ZM244 127H245V129H246V134H244V136H245L244 138H245L247 141H248V140L253 141V146H252V147H249V148H248V151H247L246 149H244V148L242 149V147H239V148H229L227 151H225V154H223V155H221L222 153H220V152L215 153V154H214V155H215L214 158H216V160H218V159H220V160H225V161H222V162H227L226 165H229V166H238V167H240V168L243 169V168H245V167H247V166H249V165L251 164V163L248 162V161H249L248 158H250L251 153L255 151L256 153H258L259 157H261V160L263 161L261 167H262L263 170H264V140L259 141V137H258V135H255V136L253 137L252 134H251L250 132H248L249 127H248L247 124H245ZM58 128H59V127H58ZM68 128H69V127H68ZM68 128H67V130H68ZM70 128H69V129H70ZM74 128H75V127H74ZM88 128H89V127H88ZM105 128H106V127H105ZM109 128H110V127H109ZM109 128H108V130H109ZM115 128H117V127H115ZM118 128H119V127H118ZM118 128H117V129H118ZM129 128H132V127H129ZM133 128H134V127H133ZM79 129H80V128H79ZM89 129H90V128H89ZM100 129H101V128H100ZM100 129H99V130H100ZM119 129H122V128H119ZM127 129H128V128H127ZM147 129H148V128H147ZM162 129H163V128H162ZM19 130H20V129H19ZM42 130H43V129H42ZM101 130H102V129H101ZM130 130H132V129H130ZM130 130H129V131H130ZM140 130H141V129H140ZM149 130H150V129H149ZM159 130H160V129H159ZM74 131H75V129H74ZM77 131H78V130H77ZM80 131H81V130H80ZM114 131H115V130H114ZM117 131H118V130H117ZM117 131H116V133H117ZM121 131H123V130H121ZM121 131H120V132H121ZM135 131H137V130H135ZM135 131H134V132H135ZM86 132H87V131H86ZM92 132H94V131H92ZM104 132H105V130H104ZM118 132H119V131H118ZM126 132H127V131H126ZM126 132L123 131V133H126ZM134 132H133V133H134ZM156 132H157V131H156ZM174 132H177V130L174 131ZM179 132H180V131H179ZM56 133H57V132H56ZM63 133H66V130H65V132H63ZM67 133H68V132H67ZM71 133H72V132H71ZM75 133H76V132H75ZM105 133H107V130H106ZM105 133H104V134H105ZM111 133H112V132H111ZM128 133H129V132H128ZM140 133H141V132H140ZM57 134H58V133H57ZM73 134H74V133H73ZM113 134H115V132H114ZM129 134H130V133H129ZM129 134H128V135H129ZM180 134H181V133H180ZM182 134H183V133H182ZM191 134H192V133H191ZM62 135H63V134H62ZM65 135H66V134H65ZM71 135H72V134H71ZM74 135H75V134H74ZM76 135H77V134H76ZM124 135H125V134H124ZM136 135H137V133H136ZM173 135H174V134H173ZM177 135H178V134H177ZM263 135H264V134H263ZM59 136H61V135H59ZM59 136H57V137L60 138ZM78 136H79V135H78ZM80 136H81V135H80ZM107 136H108V134H107ZM143 136H144V134H143ZM54 137H55V136H54ZM69 137H70V134H69ZM115 137H118V135L115 136ZM120 137H122V136H120ZM133 137H134V136H133ZM64 138H65V137H64ZM76 138H77V137H75V139H76ZM102 138H103V137H102ZM107 138H108V137H107ZM111 138H112V136H111ZM128 138L130 139V136H129ZM137 138H138V137H137ZM175 138H176V137H175ZM195 138H196V137H195ZM261 138H263V136H262ZM52 139H53V138H52ZM70 139H71V138H70ZM79 139H80V138H79ZM79 139H78V140H79ZM82 139H83V138H82ZM103 139H104V138H103ZM105 139H106V136H105ZM133 139H134V138H133ZM144 139H145V138H144ZM144 139H143V140H144ZM154 139H155V137H154ZM157 139H158V137H157ZM157 139H156V141H158ZM54 140H55V139H54ZM54 140L52 141L53 143L57 142L56 140H55V141H54ZM108 140H109V139H108ZM136 140H137V139H136ZM143 140H142V142H143ZM60 141L62 142V140H60ZM64 141H65V140H64ZM75 141H77V140H75ZM75 141H74V142H75ZM81 141H82V140H81ZM85 141H86V140H85ZM105 141H106V140H105ZM118 141L120 142L121 140H118ZM134 141H135V140H134ZM145 141H146V140H145ZM72 142H73V139H72ZM82 142L84 143V141H82ZM86 142H87V141H86ZM107 142H109V141H107ZM111 142H113V140H112ZM115 142H116V140H115ZM132 142H133V140H132ZM138 142H139V140H138ZM146 142H147V141H146ZM153 142H154V141H153ZM78 143H79V142H78ZM101 143H102V142H101ZM113 143H114V142H113ZM129 143H130V142H129ZM135 143H137V142H135ZM56 144H57V143H56ZM70 144H71V143H70ZM79 144H81V143H79ZM104 144H105V143H104ZM125 144H126V143H124V148L127 149V147L125 146ZM165 144H166V142H165ZM77 145H78V144H77ZM94 145H95V143H94ZM105 145H106V144H105ZM133 145H134V144H133ZM135 145H136V144H135ZM154 145H155V143H154ZM175 145H176V144H175ZM56 146L58 147V145H56ZM62 146L65 147V145H62ZM66 146H67V145H66ZM79 146H80V145H79ZM87 146L89 147V145H87ZM111 146H112V145H111ZM121 146H122V144H121ZM139 146H140V145H139ZM139 146H137V147L139 148ZM151 146H152V145H151ZM157 146H158V145H157ZM53 147H54V146H53ZM75 147H76V146H75ZM85 147H86V146H85ZM85 147H84V148H85ZM104 147H106V146H104ZM112 147H113V146H112ZM122 147H123V146H122ZM135 147H136V146H135ZM153 147H154V146H152V148H153ZM159 147H160V145H159ZM73 148H74V147H73ZM84 148H83V149H84ZM86 148H87V147H86ZM86 148H85V149H86ZM109 148H111V147H109ZM113 148H114V147H113ZM113 148H112V151H113ZM115 148H117V147H115ZM133 148H134V147H133ZM138 148H135V151H136V149H138ZM150 148H151V147H150ZM155 148H156V147H155ZM155 148H154V149H155ZM169 148H170V147H169ZM195 148H196V147H195ZM57 149H58V148H57ZM139 149H140V148H139ZM145 149H146V148H145ZM156 149H157V148H156ZM170 149H171V148H170ZM174 149H175V151H176V148H174ZM181 149H182V148H181ZM58 150H59V149H58ZM69 150H71V149H69ZM75 150H76V149H75ZM106 150H107V149H106ZM106 150H105V151H106ZM117 150H118V149H117ZM122 150H123V149H122ZM127 150H128V149H127ZM133 150H134V149H133ZM146 150H147V149H146ZM159 150H160V149H159ZM172 150H173V149H172ZM179 150H180V149H179ZM182 150H184V149H182ZM71 151H73V150H71ZM76 151H78V150H76ZM119 151H120V146H119ZM137 151H138V150H137ZM141 151L143 152V149H141ZM141 151H140V152H141ZM144 151H145V150H144ZM157 151H158V150H157ZM55 152H58V151H55ZM62 152H63V151H62ZM116 152H117V151H116ZM122 152H124V150H123ZM133 152H134V151H133ZM133 152H132V153H133ZM140 152H138V153H140ZM149 152H150V151H149ZM183 152H184V151H183ZM189 152H190V151H189ZM189 152H188V153H189ZM64 153H65V152H64ZM64 153H62V154H64ZM66 153H67V152H66ZM72 153L74 154V152H72ZM97 153H98V152H97ZM106 153H107V152H106ZM110 153H112V152H110ZM118 153H119V152H118ZM120 153H121V151H120ZM120 153H119V154H120ZM138 153H136V154H138ZM158 153H159V151H158ZM158 153H157V154H158ZM171 153H172V151H171ZM200 153H201V151H200ZM202 153H203V152H202ZM51 154H52V153H51ZM59 154H60V153H59ZM77 154H78V153H77ZM98 154H99V153H98ZM116 154H117V153H116ZM119 154H118V155H119ZM140 154H142V153H140ZM144 154H147V153H144ZM159 154H160V153H159ZM177 154H178V153H177ZM185 154H186V152H185ZM198 154H199V153H198ZM208 154H209V153H208ZM60 155H61V154H60ZM80 155H81V154L79 153V156H80ZM107 155H108V154H107ZM107 155H106V156H107ZM123 155H124V154H123ZM133 155H134V154H133ZM133 155H131V156H133ZM152 155L154 156V151H153ZM166 155H167V154H166ZM172 155H173V153H172ZM199 155H200V154H199ZM58 156H59V155H58ZM58 156H57V158L60 157V156H59V157H58ZM63 156H64V155H63ZM120 156L123 157L122 155H120ZM120 156H119V157H120ZM144 156H145V155H144ZM158 156H159V155H158ZM176 156H177V155H176ZM202 156H203V154H202ZM204 156H206V155L204 154ZM204 156H203V157H204ZM49 157H50V156H49ZM54 157H55V156H54ZM108 157H109V156H108ZM116 157H117V156H116ZM116 157H115V159H117ZM139 157H140L141 160H142L143 157H141V156H139ZM139 157H138V158H139ZM147 157H148V156H147ZM162 157H163V153H162ZM178 157H180V156H178ZM186 157H187V156H186ZM93 158H94V157H93ZM101 158H103V157H101ZM144 158H145V157H144ZM144 158H143V160H144ZM152 158H153V157H152ZM176 158H177V157H176ZM201 158H202V157H201ZM50 159H51V158H50ZM76 159H77V158H76ZM95 159H96V158H95ZM109 159H110V158H109ZM130 159H131V158H130ZM145 159H146V158H145ZM60 160H61V159H59V160L57 159V163H58ZM77 160H78V159H77ZM119 160H120V159H119ZM121 160H122V159H121ZM139 160H140V159H139ZM139 160H138V161H139ZM141 160H140V161H141ZM146 160H148V159H146ZM154 160H155V159H154ZM169 160H170V158H169ZM169 160H168V161H169ZM172 160H174V159L172 158ZM175 160H176V159H175ZM175 160H174V161H175ZM179 160H180V159H179ZM179 160H178V161H179ZM189 160H190V158H189ZM193 160H194V159H193ZM102 161H103V160H102ZM115 161H117V160H115ZM150 161H151V160L149 159V162H150ZM170 161H171V160H170ZM174 161H173V162H174ZM194 161H195V160H194ZM194 161H193V162H194ZM201 161H202V159H201ZM51 162L53 163L52 160H51ZM90 162H91V161H90ZM96 162H97V161H96ZM103 162H104V161H103ZM108 162H109V161H108ZM122 162H123V161H122ZM135 162H136V161H135ZM146 162H147V161H146ZM146 162L143 161L142 163H146ZM157 162H158V161H157ZM199 162H200V161H198V163H199ZM76 163H77V162H76ZM111 163H112V162H111ZM114 163H115V162H114ZM132 163H133V161H132ZM151 163H152V162H151ZM165 163H166V162H165ZM183 163H184V162H183ZM0 164H1V166H2V159H1V163H0ZM49 164H50V163H48L47 165L50 166V167H51V166H52V167L54 166V165H51V164L49 165ZM98 164H99V163H98ZM98 164H97V165H98ZM116 164H117V162H116ZM119 164H120V163H119ZM122 164H123V163H122ZM139 164H141V162H140ZM166 164H167V163H166ZM168 164H169V163H168ZM168 164H167V165H168ZM180 164H181V163L179 162V165H180ZM199 164H200V163H199ZM84 165H85V164H84ZM129 165H130V164H129ZM144 165H145V164H144ZM147 165H148V163L146 164V166H147ZM150 165H151V164H150ZM179 165H178V166H179ZM1 166H0V167H1ZM89 166H90V165H89ZM107 166H108V165H107ZM114 166H115V165H114ZM120 166H121V165H120ZM120 166H119V167H120ZM122 166H123V165H122ZM138 166H139V165H138ZM146 166H145V167H146ZM148 166H149V165H148ZM152 166H153V165H152ZM154 166H155V165H154ZM201 166H202V165H201ZM92 167H93V166H92ZM98 167H99V166H98ZM119 167H117V168H119ZM130 167H131V165H130ZM132 167H133V165H132ZM150 167H151V166H150ZM164 167H165V166H164ZM210 167H211V166H210ZM2 168H3V167H2ZM47 168H48V167H47ZM53 168H55V167H53ZM93 168H94V167H93ZM93 168H92V169H93ZM95 168H96V167H95ZM104 168H105V167H104ZM117 168H116V169H117ZM133 168H134V167H133ZM137 168H138V167L135 166V169H137ZM146 168H147V167H146ZM146 168H145V169H146ZM3 169L6 171V167L3 168ZM3 169H2V170H3ZM51 169H52V168H51ZM135 169L132 170V171H136ZM141 169H142V164H141ZM149 169H151V168H149ZM149 169H148V171H149ZM174 169L176 170L175 167H174ZM177 169H178V168H177ZM202 169H203V168H201V170H202ZM209 169H211V168H209ZM214 169H215V168H214ZM46 170H47V169H46ZM48 170H49V168H48ZM54 170H55V169H54ZM56 170H58V169H56ZM101 170H103V169H101ZM104 170H105V169H104ZM104 170H103V172H104ZM109 170H111V169H109ZM118 170H119V169H118ZM155 170H156V169H155ZM170 170H171V169H170ZM172 170H173V169H172ZM203 170H204V169H203ZM203 170H202V171H203ZM207 170H208V169H207ZM207 170H206V171H207ZM9 171H10V170H9ZM51 171H52V170H51ZM81 171H82V170H81ZM140 171H141V170H140ZM143 171H145V170H143ZM143 171H141V173H142ZM156 171H157V170H156ZM173 171H174V170H173ZM211 171H212V170H211ZM0 172H1V171H0ZM42 172H43V171H42ZM47 172H48V171H47ZM54 172H57V171H54ZM112 172H113V174H114V176H115V175H116L115 172H114V171H112ZM117 172H118V171H117ZM117 172H116V173H117ZM151 172H152V170H151ZM154 172H155V171H154ZM157 172H158V171H157ZM157 172H155V173L157 174ZM171 172H172V171H171ZM48 173H49V172H48ZM72 173H73V172H72ZM91 173H92V172H91ZM94 173H95V172H94ZM97 173H98V172H97ZM97 173H96V174H97ZM100 173H101V172H100ZM106 173H107V171H106ZM133 173H134V172H133ZM139 173H140V172H139ZM144 173H145V172H144ZM148 173H149V172H148ZM155 173H153V174H155ZM167 173H168V172H167ZM176 173H177V172H176ZM207 173H208V172H207ZM7 174H9V173L7 172ZM7 174H6V175H7ZM44 174H45V171H44ZM54 174H55V173H53L52 175H54ZM77 174H78V173H77ZM77 174H76V175H77ZM86 174H87V173H85V175H86ZM111 174H112V173H111ZM113 174H112V175H113ZM120 174L122 175V174H124V173H120ZM145 174L148 176L147 173H145ZM151 174H152V173H151ZM153 174H152V175H153ZM203 174H204V173H203ZM55 175H57V174H55ZM93 175H94V174H93ZM121 175H120V176H121ZM129 175H131V173H130ZM129 175H127V176H129ZM135 175H136V174H135ZM135 175H134V176H135ZM170 175H171V174H170ZM175 175H176V174H175ZM200 175L202 176V174H200ZM200 175H198V177H199ZM4 176H5V175H4ZM49 176H51V174H50ZM86 176H88V175H86ZM97 176H98V175H96V177H97ZM103 176H104V178H105V175H103ZM103 176H102V178H103ZM120 176H119V177H120ZM149 176H151V175H149ZM149 176H148L147 178H149ZM171 176H172V175H171ZM171 176H170V177H171ZM205 176H206V175H205ZM52 177H53V176H52ZM109 177H110V176H109ZM109 177L106 176V179H107V178L109 179ZM116 177H117V175H116ZM121 177H122V176H121ZM121 177H120V178H121ZM129 177H130V176H129ZM142 177H143V175H142ZM144 177H145V176H144ZM153 177H155V176H153ZM153 177H152V178H153ZM162 177H163V175H162ZM165 177H166V176H165ZM188 177H189V176H188ZM1 178H2V177H1ZM53 178H54V177H53ZM55 178H56V177H55ZM66 178H67V177H66ZM112 178H113V177H112ZM159 178H160V177H159ZM163 178H164V177H163ZM166 178H167V177H166ZM206 178L208 179V177H206ZM244 178H245V175H243L241 172H240V173H237V172H235V173H234V172H231V174H230V181H232V182L235 184V187H234V188L237 190V192H239V194L242 192V183H241V182L244 180ZM47 179H49V178H47ZM56 179H57V178H56ZM56 179H55V180H56ZM84 179H85V178H84ZM94 179L96 180L95 175H94ZM113 179H114V178H113ZM138 179H140V177H139ZM149 179H150V178H149ZM164 179H165V178H164ZM168 179H170V178L168 177ZM187 179H188V178H187ZM189 179H190V178H189ZM198 179H199V178H198ZM50 180H51V179H49V182L47 181L48 184H50L51 182L54 181V179H52L53 181L51 180V182H50ZM62 180H63V179H62ZM77 180H78V179H77ZM98 180H99V179H98ZM98 180H97V181H98ZM110 180H111V179H110ZM110 180H107V182L109 183ZM117 180H119V179H117ZM117 180H116V181H117ZM122 180H123V179H122ZM127 180H128V178H127ZM133 180H135V179L133 178ZM140 180H142V179H140ZM155 180H156V179H155ZM176 180H177V179H176ZM205 180H206V179H205ZM1 181H2V180H1ZM4 181H5V180H4ZM60 181H61V178H60ZM80 181H81V180H80ZM82 181H83V179H82ZM128 181H129V180H128ZM136 181H137V182H135V183L138 184V180H137V179H136ZM143 181H144V179H143ZM149 181H150V180H149ZM149 181H148V182H149ZM151 181H152V180H151ZM166 181H167V180H166ZM170 181H171V180H170ZM193 181H194V180H193ZM216 181H217V180H216ZM99 182H100V181H98L97 183H99ZM102 182H103V181H102ZM118 182H119V181H117L116 183L118 184ZM120 182H122V181H120ZM131 182H132V180H131ZM139 182H140V181H139ZM152 182H153V181H152ZM177 182H178V181H177ZM177 182L174 181L172 184L177 183ZM179 182L181 183L180 180H179ZM206 182H207V181H206ZM226 182H227V181H226ZM2 183H3V182H1V185H3ZM79 183H80V182H79ZM81 183H83V182H81ZM94 183H95V182H94ZM108 183H107V184H108ZM110 183H111V182H110ZM122 183H125V181H123ZM122 183H121L120 185H122ZM142 183H143V182H142ZM160 183H161V182H160ZM186 183H187V182H186ZM190 183H191V182H190ZM201 183H202V182H199V184H201ZM5 184H6V181H5ZM54 184H55V183H54ZM63 184H64V183H63ZM76 184H77V183H76ZM99 184H100V183H99ZM105 184H106V182H105ZM107 184H106V185H107ZM117 184H116V185H117ZM182 184H183V183H182ZM203 184H204V183H202V185H203ZM216 184H217V183H216ZM240 184H241V185H240ZM50 185H51V184H50ZM59 185H60V184H59ZM59 185H57V186H59ZM83 185H84V184H83ZM85 185H86V183H85ZM85 185H84V186H85ZM97 185H98V184H97ZM100 185H101V184H100ZM100 185H99V187H100ZM123 185H124V187H125V184H123ZM132 185H133V184H132ZM184 185H185V182H184ZM192 185H193V184H192ZM194 185H195V184H194ZM48 186H49V185H48ZM48 186H47V187H48ZM103 186H104V185H103ZM138 186H139V184H138ZM142 186H143V185H142ZM177 186H179V185H177ZM189 186H191V185H189ZM229 186H231V185L229 184ZM47 187H46V188H47ZM59 187H61V185H60ZM85 187H87V186H85ZM99 187H98V188H99ZM101 187H102V186H101ZM104 187H106V186H104ZM131 187H132V186H131ZM135 187H136V185H135V186L133 185V188H134V189H141V187H140V188H137V187L135 188ZM148 187H150V185H149ZM171 187H172V186H171ZM183 187H184V186H183ZM183 187H181V188H182V191H183ZM217 187H218V186H217ZM217 187H216V188H217ZM226 187H227V186H226ZM1 188H2V187H1ZM3 188H4V187H3ZM7 188H8V187H7ZM50 188H51V187H50ZM76 188H77V187H76ZM108 188H109V187H108ZM108 188H106V189H108ZM117 188H119V187H117ZM120 188H121V187H120ZM144 188H145V187H144ZM144 188H143V190H144ZM158 188H159V187H158ZM184 188H185V187H184ZM186 188H187V187H186ZM200 188H201V186H200ZM219 188H220V187H219ZM4 189H6V188H4ZM59 189H60V188H59ZM67 189H68V188H67ZM77 189H78V188H77ZM77 189H76V190H77ZM86 189H87V188H86ZM110 189H111V186H110ZM121 189H122V188H121ZM121 189H120V191L123 190V189H122V190H121ZM150 189H152V188H150ZM156 189H157V188H156ZM172 189H173V187H172ZM189 189H190V188H189ZM191 189H192V188H191ZM191 189H190V190H191ZM6 190H7V189H6ZM56 190H57V189H56ZM56 190H54V191L56 192ZM65 190H66V186H65V189L63 190V192H64ZM69 190H70V189H69ZM83 190H84V188H83ZM89 190H90V189H89ZM116 190H117V189H116ZM125 190H126V188H125ZM146 190H147V189H146ZM205 190H206V189H205ZM3 191H4V190H3ZM3 191H2V192H3ZM47 191H49V190H47ZM58 191H59V190H58ZM61 191H62V190H61ZM94 191H95V189H94ZM103 191H104V189H103ZM106 191H108V190H106ZM110 191H111V190H110ZM133 191H134V190H133ZM133 191H132V193H134ZM137 191H138V190H137ZM182 191H180V193H182ZM230 191H231V190H230ZM55 192L52 191L51 195H52V194L55 195ZM65 192H66V191H65ZM75 192H76V191H75ZM83 192H85V191H83ZM101 192H102V191H101ZM117 192H118V191H117ZM129 192H130V191H129ZM140 192H141V191H140ZM57 193H58V192H57ZM67 193H68V192H67ZM72 193H73V191H72ZM78 193H79V192H78ZM88 193H89V192H88ZM90 193H91V192H90ZM92 193H93V192H92ZM92 193H91V194H92ZM95 193H96V191H95ZM113 193H115V191H114ZM120 193H121V192H119V195H120V197H121L123 191H122L121 194H120ZM130 193H131V192H130ZM148 193H149V192H148ZM183 193H184V192H183ZM262 193H263L262 196L264 197V186H263V188H262ZM70 194H71V193H70ZM86 194H87V193H86ZM86 194H84V195H86ZM91 194H90L89 196H91ZM93 194H94V193H93ZM93 194H92V195H93ZM96 194H97V196H98V193H96ZM111 194H112V192H111ZM116 194H117V193H116ZM134 194H135V193H134ZM134 194H133V195H134ZM139 194H144V193H139ZM170 194H171V193H169V196H170ZM205 194H206V193H205ZM65 195H66V194H65ZM67 195H69V194H67ZM79 195H80V194H79ZM114 195H115V194H114ZM136 195H137V194H136ZM145 195H146V193H145ZM145 195H144V196H145ZM183 195H184V194H183ZM187 195H188V194H187ZM236 195H237V194H236ZM73 196H74V195H73ZM81 196H82V195H81ZM81 196H80V197H81ZM115 196H116V195H115ZM153 196H154V195H153ZM192 196H194V195L192 194ZM65 197H66V196H65ZM76 197H77V196H76ZM85 197H87V196H85ZM93 197H94V196H93ZM111 197H112V195H111ZM117 197H118V196H117ZM117 197H114V196H113V198H115V199H116ZM123 197H125V196L122 195V197H121V198H118V199H122ZM131 197H132V196H131ZM137 197H139V196H137ZM140 197H141V196H140ZM140 197H139V198H140ZM194 197H195V196H194ZM197 197H198V196H197ZM199 197H200V196H199ZM201 197H202V196H201ZM219 197H220V193H219ZM88 198H89V197H88ZM90 198H91V197H90ZM128 198H129V197H128ZM132 198H133V197H132ZM132 198H131V199H132ZM144 198H146V197H144ZM144 198H143V199H144ZM147 198H149V194H148V197H147ZM171 198H173V197H171ZM179 198H180V197H179ZM222 198H223V197H222ZM227 198H228V197H227ZM49 199H51V198H49ZM53 199H54V198H53ZM91 199H92V198H91ZM93 199H94V198H93ZM115 199H114V200H115ZM118 199H117V200H118ZM150 199H151V198H150ZM176 199H177V198H176ZM189 199H190V198H189ZM204 199H205V198H204ZM47 200H48V199H47ZM66 200H67V199H66ZM76 200H77V199H76ZM114 200H111V201H114ZM127 200H128V199H127ZM154 200H155V199H154ZM53 201H56V198H55ZM57 201H58V200H57ZM68 201H69V200H68ZM77 201H78V200H77ZM85 201H86V199H85ZM121 201H123V200H121ZM129 201H130V200H129ZM149 201H150V200H149ZM165 201H166V200H165ZM175 201H176V200H175ZM178 201H179V200H178ZM192 201H193V199H192ZM58 202H59V201H58ZM69 202H70V201H69ZM75 202H76V201H75ZM90 202H91V201H90ZM90 202H88V203L90 204ZM93 202H94V201H93ZM96 202H97V201H96ZM116 202H117V201H116ZM144 202H145V201H144ZM223 202H225V201H223ZM239 202H240V201H239ZM76 203H77V202H76ZM79 203H80V202H79ZM79 203H78V204H79ZM86 203H87V202H86ZM127 203H128V202H127ZM134 203H136V202H134ZM153 203H154V202H153ZM195 203H196V202H194V204H195ZM62 204H63V203H62ZM71 204H72V203H71ZM91 204H93V203H91ZM100 204H101V203H100ZM111 204H112V203H111ZM115 204H116V203H115ZM119 204H121V203L119 202ZM123 204H124V203H123ZM128 204H129V203H128ZM131 204H132V203H131ZM139 204H141V203H139ZM147 204H149V203H147ZM56 205H57V204H56ZM67 205H68V204H67ZM72 205H73V204H72ZM112 205H113V204H112ZM117 205H118V204H117ZM121 205H122V204H121ZM144 205H145V204H144ZM149 205H150V204H149ZM185 205H186V204H184V206H185ZM189 205H190V204H189ZM189 205H188V206H189ZM222 205H223V204H222ZM63 206H64V205H63ZM70 206H71V205H70ZM83 206H84V205H83ZM91 206H94V205H91ZM99 206H100V205H99ZM118 206H119V205H118ZM124 206H125V205H124ZM131 206H132V205H131ZM147 206H148V205H147ZM152 206H153V205H152ZM206 206H207V205H206ZM218 206H219V205H218ZM223 206H224V205H223ZM235 206H236V205H235ZM42 207H43V206H42ZM54 207H55V206H54ZM64 207H65V206H64ZM75 207L79 208L78 206H75ZM75 207L73 206V209H74ZM106 207H107V206H106ZM115 207H116V206H115ZM137 207H138V206H137ZM148 207H150V206H148ZM148 207H147V208H148ZM157 207H158V205L156 206V208H157ZM225 207H226V205H225ZM60 208H61V207H60ZM65 208H66V207H65ZM69 208H70V207H69ZM77 208H75V209H77ZM91 208H92V207H91ZM91 208H89V209L92 211ZM97 208H99V207H97ZM107 208H109V207H107ZM112 208H113V207H112ZM112 208H111V211L113 210ZM123 208H125V207H123ZM145 208H146V207H145ZM154 208H155V207H154ZM205 208H206V207H205ZM220 208H222V207H220ZM228 208H229V207H228ZM39 209L41 210V208H39ZM42 209H43V208H42ZM47 209H48V208H47ZM53 209H55V210L58 209V210H59V207L57 208V206H56V208H52L51 210H53ZM89 209H88V210H89ZM93 209H95V208L93 207ZM128 209H129V208H128ZM152 209H153V208H152ZM152 209H151V210H152ZM160 209H161V207H160ZM224 209H226V208H224ZM44 210H45V209H44ZM44 210H43V211H44ZM48 210H49V209H48ZM55 210H54V211H55ZM81 210H83V209H81ZM118 210H119V209H118ZM133 210H135V209H133ZM136 210H137V209H136ZM166 210H167V209H166ZM168 210H170V209H168ZM203 210H204V209H203ZM226 210H227V209H226ZM54 211H52V212H54ZM63 211H65V210L63 209ZM77 211H78V210H77ZM91 211H90V213H91ZM100 211H101V209H100ZM113 211H114V210H113ZM113 211H112V214H113ZM123 211H124V210H123ZM137 211H138V210H137ZM155 211H157V210H155ZM45 212H46V211H45ZM50 212H51V211H50ZM50 212H49V213H50ZM58 212H59V211H57V212H55V213H58ZM68 212H69V211L66 212L67 215H68ZM85 212H87V211H85ZM102 212H103V211H102ZM120 212H121V210H120ZM120 212H119V213H120ZM144 212H145V211H144ZM149 212H150V211H149ZM157 212H158V211H157ZM157 212H156V213H157ZM160 212H161V211H160ZM188 212H189V211H188ZM188 212H187V213H188ZM262 212H264V204H262V206L260 207L259 210H257V209L253 210L252 215H255L254 217H257V216L259 217V215L262 214ZM41 213L43 214L42 211H41ZM71 213H72V212H71ZM71 213H70V214H71ZM83 213H84V211H83ZM90 213H88V214L91 215ZM95 213H96V212H95ZM104 213H105V212H104ZM107 213H108V212H107ZM119 213H118V214H119ZM127 213H128V211H127ZM167 213H168V212H167ZM167 213H166V214H167ZM223 213H224V212H223ZM254 213H255V214H254ZM60 214H61V213H60ZM99 214H100V213H99ZM105 214H106V213H105ZM114 214H116V213H114ZM114 214H113V215H114ZM125 214H126V213H125ZM132 214H133V213H132ZM134 214L136 215V213H134ZM157 214H158V213H157ZM161 214H162V213H161ZM43 215H44V214H43ZM45 215H46V219H47V215L50 216L51 214L46 213ZM45 215H44V216H45ZM61 215H62V214H61ZM64 215H66V214L63 213V216H64ZM80 215H81V214H80ZM93 215H94V214H93ZM93 215H92V216H93ZM108 215H109V214H108ZM120 215H121V214H120ZM123 215H124V214H123ZM170 215H171V214H170ZM195 215H196V214H195ZM198 215H199V214H198ZM54 216H55V215H54ZM82 216H83V215H82ZM82 216H81V217H82ZM92 216H91V217H92ZM95 216H96V214H95ZM102 216H103V215H102ZM104 216H105V215H104ZM104 216H103V217H104ZM114 216H115V215H114ZM126 216H127V215H126ZM129 216H132V215L130 214ZM151 216H152V215H151ZM174 216H177V215H174ZM181 216H182V215H181ZM193 216H194V215H193ZM193 216H192V217H193ZM260 216H261V215H260ZM40 217H41V216H40ZM40 217H39V219H40ZM42 217H43V216H42ZM52 217H53V215H52ZM52 217H51V218H52ZM58 217H59V216H57V218H58ZM61 217H62V216H61ZM67 217H68V216H67ZM69 217H71V215H70ZM69 217H68V218H69ZM77 217H78V216H77ZM81 217H80V218H81ZM89 217H90V216H89ZM91 217H90V218H91ZM105 217H106V216H105ZM110 217L114 218L113 216H110ZM119 217H121V216H119ZM119 217H117V218H119ZM122 217H123V216H122ZM145 217H146V216H145ZM152 217H154V216H152ZM156 217L158 218V219L156 218L157 220H160V219H159L160 216H157V215H156ZM190 217H191V216H190ZM194 217H195V216H194ZM258 217H257V218H258ZM49 218H50V217H49ZM82 218H83V217H82ZM101 218H102V217H101ZM112 218H111V219H112ZM117 218H116V219H117ZM129 218H130V217H129ZM163 218H164V217H163ZM263 218H264V217H263ZM42 219H44V221H45V218H42ZM52 219H53V218H52ZM55 219H56V217H55ZM62 219H65V218L62 217ZM66 219H67V218H66ZM75 219L78 220V218H75ZM85 219H86V220H87V219L89 220V218H85ZM102 219L104 220V218H102ZM123 219H124V217H123ZM123 219H120V218H119L117 221L122 220V222H123ZM137 219H138V218H137ZM150 219H151V218H150ZM154 219H155V218H152V220H154ZM168 219H169V218H168ZM168 219H167V220H168ZM202 219H203V218H202ZM209 219H210V218H209ZM47 220H48V219H47ZM56 220H57V219H56ZM67 220H68V219H67ZM69 220H70V219H69ZM71 220H72V219H71ZM83 220H84V218H83ZM88 220H87V221H88ZM98 220H99V218H98ZM109 220H110V218H109ZM124 220H125V219H124ZM134 220H135V218H134ZM134 220H132V221L134 222ZM148 220H149V217H148ZM161 220H162V218H161ZM194 220H195V219H194ZM211 220H212V219H211ZM245 220H246V219H245ZM259 220H260V219H259ZM37 221H38V220H37ZM50 221H51V220H50ZM54 221H55V220H54ZM92 221H93V219H92ZM92 221H91V222H92ZM101 221H102V220H101ZM105 221L107 222V219H106ZM111 221H113V219H112ZM128 221H130V220H128ZM140 221H141V220H140ZM143 221H145V220H143ZM162 221H163V220H162ZM169 221H170V220H169ZM239 221H243V219L239 218ZM246 221H247V220H246ZM41 222H43V220H42ZM47 222H48V221H47ZM47 222H46V223H47ZM55 222H57V221H55ZM60 222H61V219H60ZM88 222H89V221H88ZM122 222H121V223H122ZM130 222H131V221H130ZM133 222H132V223H133ZM138 222H139V221H138ZM155 222H156V221H155ZM158 222H159V221H158ZM248 222H249V221H248ZM44 223H45V222H44ZM44 223H43V225H44ZM58 223H59V222H58ZM68 223H69V221H68ZM72 223H73V222H72ZM75 223H76V220H75ZM81 223H82V222H81ZM99 223H100V222H99ZM104 223H105V222L103 221V224H104ZM111 223H112V222H111ZM117 223H118V222H117ZM127 223H128V222H127ZM149 223L151 224L150 220H149ZM156 223H157V222H156ZM197 223H198V222H197ZM53 224H54V223H53ZM59 224H60V223H59ZM62 224H63V223H62ZM66 224H67V222H66ZM70 224H71V223H70ZM93 224H95V222H94ZM109 224H110V223H108V225H109ZM118 224H119V223H118ZM118 224H117V226H118ZM133 224H134V223H133ZM133 224H131L130 226H132ZM150 224H148V225H150ZM158 224H160V223H158ZM171 224H172V223H171ZM198 224H199V223H198ZM255 224H256V223H255ZM54 225H55V224H54ZM60 225H61V224H60ZM67 225H68V224H67ZM71 225H73L72 228H75V229H76V226L79 225V224L77 223V225H75V227H74V224H71ZM71 225H69V226H71ZM87 225H88V223H87ZM87 225H86V226H87ZM97 225H98V223H97ZM99 225H100V224H99ZM110 225H111V224H110ZM122 225H123V224H122ZM122 225H121V226H122ZM127 225H128V224H127ZM138 225H139V224H138ZM151 225H152V224H151ZM156 225H157V224H156ZM36 226H37V225H36ZM38 226H39V224H38ZM47 226H48V225H47ZM47 226H46V227H47ZM82 226H83V225H82ZM84 226H85V225H84ZM91 226L94 227L93 225H91ZM95 226H96V225H95ZM101 226L104 227L105 224H104V225L101 224ZM112 226H113V224L110 226L109 229H111ZM117 226H116V227H117ZM119 226H120V225H119ZM121 226H120V227H121ZM124 226H125V224H124ZM134 226H135V225H134ZM136 226H137V225H136ZM141 226H142V225H141ZM159 226L161 227V225H159ZM39 227H40V226H39ZM41 227H42V225H41ZM41 227H40V228H41ZM44 227H45V226H44ZM79 227H80V226H79ZM87 227H88V226H87ZM108 227H109V226H108ZM113 227H115V226H113ZM144 227H145V226H144ZM144 227H143V228H144ZM156 227H157V226H156ZM156 227H154V228H156ZM160 227H159V228H160ZM164 227H165V226H164ZM197 227H198V226H197ZM57 228H58V227H57ZM61 228H62V227H61ZM68 228H69V227H68ZM68 228H67V229H68ZM131 228H132V227H131ZM150 228H152V226H150ZM38 229H39V228H38ZM38 229H37V230H38ZM48 229H51V230H52V228H50V227H48ZM48 229H47V231H48ZM53 229H54V228H53ZM70 229H71V227H70ZM70 229H68V230H70ZM79 229H80V228H79ZM83 229H84V231H85V228H83ZM89 229H92V228L90 227ZM89 229H88V231H90ZM93 229H94V228H93ZM96 229H97V228H96ZM103 229H104V228H103ZM113 229H114V228H113ZM123 229H124V228H123ZM123 229H122V230H123ZM125 229H126V228H125ZM137 229H138V227L136 228V231H137ZM160 229H161V228H160ZM164 229H165V228H164ZM235 229L238 231V233H235L234 237H233L232 239H230V240L236 241V239L243 238V235L249 237V241H250V242L245 243L244 246L242 245L243 252L241 253V256H242V257H248V256H249V247H250V245H251V247H254V246H255V245H254V244H255V241H254V237H255V235L258 234V233H260V234H261V233H264V230L256 229V227H252V228H250V227H248V226H240V228H235ZM63 230H64V229H63ZM68 230H66V231H68ZM71 230H72V229H71ZM106 230H107V227L105 228V231H106ZM120 230H121V228H120ZM131 230H133V229H131ZM138 230H139V229H138ZM172 230H173V229H172ZM42 231H43V227H42ZM49 231H50V230H49ZM53 231H54V230H53ZM60 231H62V229H60ZM60 231H59V232H60ZM88 231H87V232H88ZM97 231H98V229H97ZM102 231H103V230H102ZM107 231H108V230H107ZM107 231H106V232H107ZM110 231H111V230H110ZM145 231L147 232V230H145ZM149 231H151V233H152V229L149 230ZM40 232H41V231H40ZM40 232H38V233L40 234ZM56 232H58V231H56ZM59 232H58V235H59ZM73 232L76 233V231H74V230L72 231V233H73ZM79 232H82V233H83V231H81V229L79 230ZM103 232H104V231H103ZM106 232H105V233H106ZM116 232L118 233V231H116ZM131 232H132V231H131ZM160 232H161V231H160ZM164 232H167V231H164ZM175 232H176V231H175ZM43 233H44V232H43ZM50 233H51V232H50ZM61 233H62V232H61ZM65 233H66V232H65ZM72 233H70V232L68 231V233H66V234H67V236H68V234H72ZM75 233H74V235H75ZM91 233H92V232H91ZM98 233H99V232H98ZM122 233H123V232H122ZM128 233H129V231H128ZM135 233L137 234V232H135ZM46 234H48V232H47ZM54 234H55V233H53V235H54ZM56 234H57V233H56ZM62 234H64V232H63ZM80 234H81V233H80ZM80 234L78 233V238L80 237V236H79ZM88 234H89V233H88ZM101 234H102V233H101ZM109 234H111V233L108 232V235H109ZM113 234H114V233H113ZM173 234H174V233H173ZM176 234H177V233H176ZM41 235H42V232H41ZM48 235H49V234H48ZM51 235H52V234H51ZM51 235H50V236H51ZM96 235H97V234H96ZM99 235H100V234H99ZM104 235H105V234H104ZM125 235H126V233H125ZM50 236H49V237H50ZM59 236L62 238L61 234H60ZM83 236H84V235H83ZM86 236H88L87 233H86ZM90 236H91V235H90ZM113 236H115V235H113ZM132 236H134V235H132ZM60 237H59V238H60ZM76 237H77V235H76ZM84 237H85V236H84ZM92 237H93V236H92ZM106 237H107V236H105V238H106ZM111 237H112V236L110 235V238H111ZM116 237H117V235H116ZM116 237H115V238H116ZM124 237H125V236H124ZM159 237H160V236H159ZM161 237H162V234H161ZM38 238H39V237H38ZM47 238H48V236H47ZM55 238H56V236H55ZM59 238H57V239H59ZM80 238H81V237H80ZM82 238H83V237H82ZM102 238H103V236H102ZM110 238H109V239H110ZM112 238H114V237H112ZM132 238H133V237H132ZM145 238H146V237H145ZM147 238H148V236H147ZM154 238H155V237H154ZM50 239H51V238H50ZM68 239H69V238H68ZM73 239H74V238H73ZM75 239H77V238H75ZM103 239H104V238H103ZM121 239H122V238H121ZM128 239H130V238H128ZM128 239H127V240H128ZM134 239H135V238H134ZM141 239H142V238H141ZM156 239H157V237L155 238V240H156ZM46 240H48V239H46ZM64 240L67 241L66 236L64 237ZM64 240H63V238H62V241H64ZM86 240H87V238H86ZM110 240H111V239H110ZM130 240H131V239H130ZM169 240H170V239H169ZM241 240H242V239H240V241H241ZM41 241H42V238H41ZM49 241H50V240H49ZM53 241H54V240H53ZM58 241H59V240H58ZM58 241H56V239H55V242H56V243H57ZM62 241H59L60 244H61ZM69 241L71 242L70 239H69ZM104 241H105V240H104ZM114 241H115V240H114ZM121 241H122V240H121ZM131 241H133V240H131ZM50 242H52V239H51ZM50 242H49V243H50ZM73 242H74V241H72L71 243L73 244ZM75 242H76V240H75ZM116 242H117V241H116ZM118 242H120V241L118 240ZM124 242H125V241H124ZM124 242H123V243H124ZM126 242H127V241H126ZM139 242H140V241H139ZM42 243H43V242H42ZM49 243H48V245H49ZM52 243H53V242H52ZM62 243H63V242H62ZM79 243H80V241H79ZM91 243H92V242H91ZM91 243H90V244H91ZM108 243H109V242H108ZM120 243H121V242H120ZM128 243H129V241H128ZM137 243H138V242H137ZM166 243H168V242H166ZM170 243H171V242H170ZM44 244H45V243H44ZM101 244H104V243H101ZM113 244H114V243H113ZM117 244H119V243H117ZM48 245H47V247H48ZM62 245H63V244H62ZM81 245H82V244H81ZM104 245H105V244H104ZM109 245H110V244H108V249H109ZM122 245H123V244H122ZM130 245H133V244H130ZM134 245H135V244H134ZM147 245H148V244H147ZM159 245H160V244H159ZM169 245H170V244H169ZM177 245H178V244H176V246H177ZM197 245H198V244H197ZM55 246H57V244H56ZM68 246H69V245H68ZM68 246H67V248L69 249L70 246H69V247H68ZM76 246H78V244H77ZM105 246L107 247V245H105ZM105 246H104V247H105ZM124 246H125V245H124ZM128 246H129V245H128ZM136 246H137V245H136ZM150 246H151V245H150ZM59 247H60V246H59ZM63 247H64V245H63ZM74 247H75V246H74ZM100 247H101V245H100ZM110 247H111V246H110ZM114 247H115V246H114ZM116 247H117V246H116ZM120 247H121V244H120ZM137 247H138V246H137ZM156 247H157V246H156ZM192 247H193V246H192ZM51 248L53 249V247H51ZM55 248H56V247H55ZM55 248H54V250L56 251L58 248H56V249H55ZM61 248H62V247H61ZM61 248H59V250H60ZM98 248H99V247H98ZM111 248H112V247H111ZM111 248H110V249H111ZM117 248H118V247H117ZM134 248H135V247H134ZM150 248H151V247H150ZM177 248H178V247H177ZM225 248H226V247H224V249H225ZM62 249H63V248H62ZM70 249H71V248H70ZM70 249H69L67 252L70 253ZM73 249H74V248H73ZM73 249H72V250H73ZM86 249H87V248H86ZM105 249H107V248H105ZM112 249H113V248H112ZM122 249H123V248H122ZM128 249H129V248H128ZM130 249H131V247H130ZM135 249H136V248H135ZM141 249H142V248H141ZM141 249H140V250H141ZM171 249H173V247H172ZM221 249H222V248H221ZM54 250H53V251H54ZM63 250H64V249H63ZM74 250H75V249H74ZM102 250H103V249H102ZM114 250H116V249H114ZM126 250H127V249H126ZM131 250H132V249H131ZM138 250H139V248H138ZM140 250H139V251H140ZM168 250H169V249H168ZM50 251H51V250H50ZM53 251H52V252H53ZM55 251H54V252H55ZM57 251H58V250H57ZM65 251H66V249H65ZM106 251H107V250H106ZM106 251H103V252L106 253ZM121 251H122V250H121ZM135 251H136V250H135ZM142 251H143V249H142ZM146 251H148V250H146ZM260 251H261V250H260ZM54 252H53V253H54ZM79 252H80V251H79ZM122 252H123V251H122ZM129 252H130V251H129ZM166 252H167V251H166ZM177 252H178V251H177ZM193 252H194V251H193ZM61 253H62V252H61ZM65 253H66V252H65ZM77 253H78V252H77ZM107 253H108V252H107ZM107 253H106V254H107ZM110 253H111V252H110ZM119 253H120V252H119ZM126 253H127V252H126ZM131 253H133V252H131ZM137 253H138V252H137ZM140 253H141V252H140ZM140 253H139V255H140ZM145 253H146V252H145ZM155 253H156V252H155ZM168 253H169V252H168ZM55 254H57V252H56ZM55 254H52V255L56 256ZM114 254H115V253H114ZM128 254H130V253H128ZM133 254H134V253H133ZM169 254H170V253H169ZM172 254H173V253H172ZM172 254H171V255H172ZM174 254H176V253H174ZM180 254H182V253H180ZM193 254H194V253H193ZM62 255L64 256L65 254L62 253ZM62 255H61V256H62ZM73 255H74V254H72V256H73ZM75 255H77V254L75 253ZM90 255H91V254H90ZM93 255H94V253H93ZM117 255H118V254H117ZM120 255H121V254H120ZM135 255H136V254H135ZM139 255H138V256H139ZM171 255H170V256H171ZM176 255H177V254H176ZM2 256H4V255H2ZM87 256H88V255H87ZM124 256L127 257V255H124ZM140 256H141V255H140ZM173 256H174V255H173ZM192 256H193V255H192ZM192 256H191V257H192ZM259 256L262 257V258H264V255H259ZM259 256H258V257H259ZM4 257H5V256H4ZM76 257H77V256H76ZM116 257H117V256H116ZM121 257H122V255H121ZM130 257H131V256H130ZM134 257H135V256H134ZM147 257L150 258L149 256H147ZM147 257H146V258H147ZM162 257H163V256H162ZM176 257H177V256H176ZM183 257H184V255H183ZM191 257H190V260H191ZM53 258H54V257H53ZM55 258H56V257H55ZM74 258H75V256H74ZM95 258H96V257H95ZM98 258H99V256H98ZM100 258H102V257H100ZM107 258H108V257H107ZM128 258H129V257H128ZM136 258H137V257H136ZM148 258H147V259H148ZM173 258H174V257H173ZM192 258H193V257H192ZM248 258H249V259H252V261H253L254 258H257V256H256V255H252V258H250V257H248ZM65 259H66V258H65ZM72 259H73V257H72ZM82 259H83V258H82ZM92 259H93V258H92ZM113 259H115V258H113ZM139 259H141V258H139ZM174 259H175V258H174ZM176 259H177V258H176ZM1 260H2V259H1ZM53 260H54V259H53ZM62 260H63V259H62ZM62 260H61V261H62ZM73 260H74V259H73ZM80 260H81V259H80ZM101 260H103V258H102ZM105 260H106V262H107V259H105ZM179 260H180V259H179ZM179 260H177V261L179 262ZM182 260H183V259H182ZM185 260H186V259H185ZM229 260H230V261L227 262V264H236V261H235L234 259L229 258ZM233 260H234V261H233ZM55 261H56V260H55ZM63 261H64V260H63ZM70 261H72L71 258H70ZM74 261H76V260H74ZM93 261H94V260H93ZM99 261H100V260H99ZM133 261H134V260H133ZM148 261H149V260H148ZM174 261H175V260H174ZM183 261H184V260H183ZM188 261H189V260H187V262H188ZM57 262H59V261H57ZM101 262H102V261H100V263H98V264H101ZM103 262H104V260H103ZM130 262H131V259H130ZM169 262H170V261H169ZM181 262H182V261H181ZM64 263H65V262H64ZM73 263H74V262H73ZM78 263H79V262H78ZM78 263L75 262L74 264H78ZM90 263H92V262H90ZM108 263H109V262H108ZM110 263H111V262H110ZM110 263H109V264H110ZM114 263H116V262H114ZM125 263H126V262H125ZM173 263H174V262L172 261V264H173ZM54 264H55V263H54ZM59 264H60V263H59ZM61 264H62V263H61ZM70 264H71V262H70ZM79 264H80V263H79ZM94 264H95V263H94ZM96 264H97V263H96ZM105 264H106V263H105ZM126 264H127V263H126ZM175 264H176V262H175ZM247 264H252V263H251V262H248Z\"/></svg>",
    "mask_w": 264,
    "mask_h": 264
}]
</instances>
